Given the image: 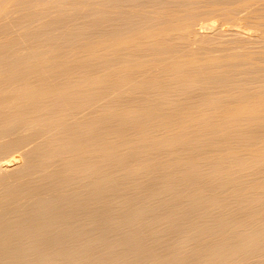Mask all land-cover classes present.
Masks as SVG:
<instances>
[{
    "label": "rangeland",
    "instance_id": "1",
    "mask_svg": "<svg viewBox=\"0 0 264 264\" xmlns=\"http://www.w3.org/2000/svg\"><path fill=\"white\" fill-rule=\"evenodd\" d=\"M24 1H26V3L28 2L27 3L28 6L26 5V3H24ZM45 1L46 0H44V1L43 0H11V1L10 0H4V1L2 0V1H0V33H1L0 38L3 39V40L0 39V64H1L0 65V110L2 108V110L0 111V136H1L0 137V143H1L0 144V193L1 192L4 193V192H6V190L7 191L10 190L13 194H15L14 190H16L17 188L12 187V186H15L14 184H16V183H17V185L22 184L21 186H23L26 189L25 190V189L21 188V186H19L20 187L19 188L16 185L19 189V190H17V192L18 191L20 192L23 190H25L27 192V190L29 191L30 189H32V187L38 186L39 183H40V185L41 184L43 185V183H41V181H43V182L46 181L44 184V187L40 186L41 188L38 190L36 189V191L34 190L35 192L32 190V193L28 194L29 192H31V190L27 193L24 191L26 193V196L25 197L21 196L22 199L19 197L18 198L19 200L17 198H15L16 196L14 197V195L12 193L6 192L5 195L1 193L0 194V203H1V200L3 201V198H4L5 199L4 201H6L5 203L7 204V207H6V204L4 205V203L2 202L3 203L2 205H4L5 207L3 206L1 208V204H0V208H1L0 214L5 213V209L9 212L10 211L14 212L17 209H20L22 206H24V204L28 203V201L32 200L33 198L34 199L39 198L37 201L42 200L41 202L39 201V203L44 202L43 199L45 198L44 200H46V197H47V200H48V198L51 200L52 198H54L56 196H60L61 194L64 195L66 193L65 191H67V190L71 191L72 188H73V190L75 189V190H78L80 192H83V194H84V192L88 193L90 187L84 186L86 184V182L84 183V181H83L84 184L82 185V182L80 180H82V179L84 180V178L86 177L87 181H89V183L87 182V186L88 185L91 186L94 182L97 184V181H92V180L95 177L94 175L97 174V172H100L99 170H103L102 166L100 168V165L106 166V164H107V167H108V163L105 162V160H108L106 158L108 156L110 161L108 160L107 162H109L110 165H109V169L107 167L106 168L108 170H111L110 172H112V173L110 174V172L108 171L109 175L106 173V176H108L107 177L108 179L106 178V176L104 178L103 177L104 173L107 172L106 171L107 169L105 168L104 173H101V175H99L100 173L97 174L99 176L98 182L103 184V187H101L102 185L99 184L101 188L107 187L106 185H108V183H105L106 184L105 185L106 187H105L104 182L103 183L100 182V181H105L106 179H107L106 180L107 182L109 180V184H110V185H108L109 187L114 186V187L110 188V189L115 190L114 193H113L114 190L110 191L109 188L107 187L108 191L112 192L110 194H112L114 196V197H110V198H113V201L110 200L113 203V205L109 202L110 204H108V206L112 205L114 207V208L113 207L111 208V206H110V208H111L110 210L115 209V211H113L114 213L112 212V214H111L110 210L108 212H110V214L113 215V217L111 216L112 217L111 219H113V218L117 219L120 217L118 219L119 221L116 220L117 224L114 223V225H118V223H122V222H120L121 218H122V221L123 220L125 221V219L126 220L129 219V216L126 215V214H129V212L125 213V211H127V209H128L127 208L125 210V207H127L128 205H126L125 200H123V199H125V196L128 193V191H131V193L133 191V194L138 193L137 195L139 196L140 194L143 195L144 191L146 192L147 190L151 189V188H149L150 185L157 184V185H155V186H158L157 192H158V190H159V192H161L160 189H162L164 192H166V193H164L162 191V193H164L163 199L166 200L167 197L168 198L170 197L169 195H167V193H169V189L164 188V187H166L165 183H167V181H163L165 179V177L163 178L162 176H166L167 174H169V173H167L169 170L171 172L174 171L175 173L177 170L175 171L172 168L178 169V171H180V173L184 170H188V173H186V174H188L187 175L188 177H192V176L196 177L195 175L200 176V171L204 169V172L203 173L201 172V173L205 176V177L203 176L204 179L202 178L203 181L206 178L208 179V180L207 179L205 180V183L207 182L208 184H210V183L212 184V183H214V181L220 180L219 178H221V180L225 179V181L228 180L227 183L225 182L227 184L226 186H224L225 188H219L220 191L217 189L218 191H215L212 194L210 193L214 198H209V201L206 199L199 198V199H201L200 201L202 203L203 202H205V203L206 202H208V203L212 202L211 203L212 204L211 209L209 211H208V209H207V211H203L199 216H196V218L194 217L195 219H193V220H191L192 217L191 218L189 217L190 219L187 218L188 223L184 222V220L187 221L185 217H183V216L181 217V215H180L178 217L180 220H178L176 217V219H175L176 223L174 222V224H180L181 220L183 221L182 223H184V224L185 223L189 224V222H190V225H191V221L194 222V223H192V227L186 224L187 228L185 230H189V232L186 231L187 233H184V234H183V232L185 231L184 229L183 230L182 229L176 230V229L180 228L179 226H181V225H178V226L175 225L176 228L174 227V230H175L174 231L173 227H172L173 225L170 226L168 223V225L165 226L167 223L165 224L164 221L159 222V223L154 222L151 224L150 227L152 228V230L156 228V230H160L162 233V230L160 229V227H162L163 224H165V225H163V228H162L164 231L167 230V229H164V227L168 228L170 226V229L168 228L167 231L169 233H171L172 231L170 232L169 230L172 229L174 232H172L170 234L169 238L172 237V239H173V237L175 235L172 244L177 245L175 247H177V248L180 247L179 249H182V246L178 247V244H176V243L180 242L179 244H182L183 246L185 245L183 247V249L187 250V249H190L189 247L196 249L194 244L196 243L195 245H198L197 244L198 242H199V246L202 247V245H200L201 244V234L204 231H202V233L200 231L201 234L199 232H197V235L195 234L198 237L200 236L199 239L197 237L198 241L196 240L197 241L196 242L194 239V238H196V236H191L192 234L194 235V233H195L194 230L196 228V226L193 227V225L196 224L197 226H200L202 224H205V225L209 224V225H212V227H215L216 225L221 226L218 228L221 229V232L224 235H222V233H221V235H218V234H220V233H218L217 234L218 236H217L216 235L217 231H216L215 236L216 237H219V236L222 237V236L227 235L225 238H227L228 241L230 240L231 241L230 243L233 245H231L230 243H226L227 242L226 239H225V241H226L225 243L227 245L225 243H223L222 242L224 240L223 237H222L223 240L221 239V242H220L221 237L219 239L216 238L214 240L213 238H215V236L211 238V236H213L214 234L213 235L208 234L210 237L208 235L205 237L202 236V239L203 238L206 239L205 244H203V246H205L204 248L207 249V250L206 249L205 250L203 249V250L207 252L205 254L208 255L207 257L209 259L206 256H203V257L207 258L206 260H208V261L210 260V263H208V264H211V263L215 264V262H216V264H217V262H218V264H264V235H263L264 234V226H262V223L264 224V218H263L264 217V215H263L264 214V94H263L264 93L263 92L264 91V54H261V53H264V0H161V1H159V0H147V1L146 0H143V1L142 0L141 1L140 0H94V1H92V0H88V1L87 0H83V1L82 0H75V1L74 0H66V2H65V0H47L46 2ZM84 1H85V3H83ZM255 1H256V3H255ZM35 2H39V3H35ZM49 2L51 4H49ZM91 2H93V3H91ZM70 4L71 5L73 4L72 6H73V8L75 6V8L72 9V6ZM3 5H4V7H3ZM124 5L126 6V8H128V7L129 8L126 9ZM139 5H141V6H139ZM147 5H150V6H147ZM40 6H42V7H40ZM46 6L49 8H47ZM45 8H46V10H45ZM94 8L97 9L98 13ZM99 8H102V9L100 10ZM27 9H28V12H26ZM50 9H52V11ZM113 9H114V11H113ZM64 10H66V12H64ZM139 10H140V12H139ZM143 10H145V11H143ZM41 11H42V13H41ZM47 11H49V12H47ZM132 11H134V12H132ZM51 12L52 13L54 12V14H52ZM94 12H96V13L93 14ZM34 13L36 16L34 15ZM38 13H40V14H38ZM29 14L31 15V17H29ZM97 14H99V15H97ZM26 15L28 16V18H26L27 17ZM74 15H75V17H74ZM143 15H145V16H143ZM150 15H151L152 19H150ZM13 16H14V18H13ZM42 16L45 18H43ZM129 16H131V17H129ZM134 16H135V18H133V19L136 21H134L132 19V17H134ZM147 16H149L148 19H147ZM50 17H51V19H50ZM119 18L120 19L122 18V19L120 20ZM125 18L127 20L128 19L129 20L126 21ZM130 18H131V20H130ZM3 19L5 20V22ZM34 19H36V20H34ZM59 19L62 21L60 22ZM258 19H260V20H258ZM261 19H262V21H261ZM26 21H28V22H26ZM49 21L53 22L54 26ZM64 21H65V23H63V24H69L70 23L71 25L70 24L69 25L71 27L69 25H68L69 27H66L67 25L64 26L63 24H61ZM137 21H138V23H137ZM145 21H146V23H145ZM261 22H262V24H261ZM30 23H33V24H30ZM48 23H50L49 28L51 30L48 28V25H47ZM114 23H115V25H114ZM57 24L61 27H59ZM44 25H45V27L47 25V27L45 28ZM132 25H134V26H132ZM52 27H53V29H52ZM36 28H37V30H36ZM54 28H56L57 30ZM44 29L48 30V31L50 30L49 34L46 33V31ZM61 29H63L64 31ZM1 30H2V32H1ZM42 30H44V31H42ZM33 32H35V36H33L34 35ZM42 32H43V34H42ZM30 33L32 34V38H31ZM37 33L43 39H41V37L38 38L39 35L36 36ZM52 33L55 34L56 36L53 35ZM10 35H11V37H10ZM26 35L27 36L29 35L30 37L28 36V38H30V39H28ZM42 35L43 36L46 35V37H43ZM50 35H52L53 40H52ZM61 35H63V37ZM98 36H100V37H98ZM5 37H7V38H5ZM49 39H51V41ZM29 40H31V41L28 42ZM32 40H34V41L32 42ZM35 40L39 41V43L45 42V44L44 45L38 44V43H36L37 41H35ZM125 40L127 43L125 42ZM107 41H109L110 43H108ZM32 43L33 44L36 43V44H34L35 46ZM30 44L34 47H32ZM46 44H48L47 46H49L48 50L46 49L47 48L45 46ZM102 44H103V47L101 46ZM37 45H38V47L35 48ZM51 47H52V49H51ZM67 47H68V49H66ZM85 47H87V49H88L87 51H86ZM70 48H72V49H70ZM36 49H38V50L41 49V50L38 51ZM91 49H93V50H91ZM130 49H131V51H130ZM58 51H59V53H58ZM55 52H57L59 57ZM2 53H3V55H1ZM50 54H53V55H50ZM60 54H62V55H60ZM51 56H53V57H51ZM50 59H51V61H50ZM34 60L38 65L37 64L33 65V63H35ZM41 60H43V61H41ZM162 60H164V61H162ZM239 60H240V62H239ZM3 61H4V64H3ZM159 61H161V62L159 63ZM7 62H10L11 64L7 63ZM43 63H45L46 65ZM49 64H51V65H49ZM48 65L50 67H48ZM58 65H59V67H58ZM18 66H20L21 68ZM34 66H35V68H34ZM46 66H47V68H45ZM99 66H101V68ZM55 67H57V68H55ZM83 67H84V69H83ZM73 68H74V70H73ZM77 68L80 70V72ZM142 68H144V69H142ZM17 69H19V70H17ZM48 69H50V70H48ZM97 69H98V71H97ZM166 70H167V72H166ZM59 71H63L64 75L61 74L62 72H59ZM73 71H74V74H73ZM81 71H83V73ZM5 72H6V75L4 74ZM52 72L54 75L52 74ZM66 72L68 75L66 74ZM152 72H154V73H152ZM37 73L39 75H37ZM70 73H72V74H70ZM78 73H80V74H78ZM59 74H61V75H59ZM48 75H50L49 79H47ZM55 75L57 77H55ZM98 75H99V77H98ZM10 76H12V77H10ZM69 77H71V78H69ZM39 79H40V82H39ZM93 80H95V81H93ZM96 80H97V82H96ZM77 81L79 82V84H77L78 83ZM96 83H98V84H96ZM40 84H42V85H40ZM66 84H67V86H66ZM72 84H74V85L72 86ZM47 86H48V88H47ZM37 89L39 91H37ZM51 90H52V94H51ZM41 91H43L44 93ZM84 91H86V92H84ZM18 92H19V94H18ZM89 92H91V93H89ZM21 93H22V95H21ZM28 93H30V94H28ZM46 93H48V94H46ZM38 95H39V97H38ZM257 95H258V97H257ZM1 96H3V97H1ZM261 96H262V98H261ZM81 97H82V99H81ZM56 99H59V100H56ZM88 99L90 101H88ZM246 99L249 101H246ZM18 100L20 101V103L17 102ZM83 100H85V102ZM81 101H83L84 104ZM26 102H28V103H26ZM73 102L75 103L74 107H76V109H74L73 105H71V103H73ZM9 103H10V105H9ZM56 103H58V104H56ZM64 103H65V105H64ZM80 103H81V105H79ZM53 104H55V105H53ZM28 105H30V106H28ZM50 105H51V107H50ZM62 105H64V106H62ZM88 105L90 107H88ZM225 105H226V107H225ZM228 105H231V106L233 105L232 106L233 108L231 106H228ZM26 106H28V107H26ZM56 106H58V107L56 108ZM106 106H108V107H106ZM33 107H34V109H33ZM61 107H63V108L65 107L66 109L65 108L63 109ZM94 107L96 110L94 109ZM183 107H185L186 111L183 109ZM201 107L203 110H205L204 112H206V114L205 113H201V114L199 113L200 111H203V110H201ZM228 107H230V108H228ZM87 108H89V109H87ZM38 109L41 111V115H39L40 111ZM61 109H62V111H61ZM68 109H70V110H68ZM72 109H73V111H72ZM190 109H193L194 111L196 110V112H194ZM250 109H253V110H250ZM25 110L27 111L26 113H25ZM183 110H184V112H187L188 114L184 113ZM217 110H218V112H217ZM219 110H222L221 113H219ZM226 110H228V111L226 112ZM20 111L24 112V115L25 114L26 115L24 116L23 113L21 114ZM32 111L35 112V115L37 112V115L35 116L34 113H32ZM158 111L159 112L162 111L163 114L161 112H160L161 114H159ZM178 111L182 112L183 114H186V115H184L185 119L182 116L183 114L180 112L179 113L182 114L181 115L182 117L179 119L180 115L178 114ZM190 111H192V112L189 115ZM174 112L175 113L177 112V113L175 114ZM72 113L74 114V116ZM42 114H44V115H42ZM61 114H62V116L64 115L65 117H62ZM202 114H203V116H201ZM221 114L223 115V117ZM38 115H39V117L41 116V119L38 118ZM68 115H71V116H69L70 117L69 119L67 118ZM165 115H167V116L169 115V116L167 117ZM173 115H175L176 117L178 116V117L174 118ZM15 116H18V117H15ZM50 116L52 119L50 118ZM54 116L55 117L59 116V117H57L59 119L56 120V118ZM87 116H89V117H87ZM189 116H192V117L194 116L195 118L194 117L192 118ZM197 116H199V117H197ZM233 116L234 117L236 116V117L234 118ZM5 117H6V119H5ZM36 117L38 118L37 120H36ZM98 117H100V118H98ZM108 117H110L109 118L110 120L108 119ZM157 117H159V118L157 119ZM219 117H220V119H219ZM249 117H251L252 119ZM3 118H4V120H3ZM53 118H55L56 123L53 120ZM60 118H62V119H60ZM178 119L180 121H181V119H182V121L183 120L184 121L183 122L181 121L182 122L181 123ZM60 120L61 121L63 120L62 123ZM64 120L65 121L67 120L66 122L68 123V125H66L67 123ZM176 120L178 122H180L181 124H183L182 125L183 127L180 125L178 126L179 123L176 125V123H177ZM36 121H38V122H36ZM81 121H82V123H81ZM216 121H217V123H215ZM230 121H232V122H230ZM64 122L66 124H64ZM173 122H176L175 125L172 124ZM208 122H210V123H208ZM224 122H225V124H224ZM59 123H61V124H59ZM71 123H73V124H71ZM83 123L84 124L86 123V124L84 125ZM90 123L92 125L95 124V126H92V127L97 128V130H95L96 132L94 131V133L97 135H92L94 128L91 127ZM6 124H8V125H6ZM81 124L84 126H82ZM88 124H89L88 127H90V128L86 129L85 126H87ZM97 125H98V127H97ZM40 126H41V129H40ZM69 126H70V129L74 126L76 128V126H77V129H79V130H77V129L76 130L79 132V134H77V135H75L74 133L72 134L73 129H71V131H70L68 129ZM107 126L110 127L109 128L110 131L107 128ZM52 127H54L55 129ZM83 127H85V128H83ZM128 127H129V129H128ZM37 128H39V130H37ZM64 128L67 130H64ZM80 128H81V130H83V129H85V131L87 130L86 132H88V130L91 131V128H92V132H90L92 134L89 133L91 136L89 137L88 136L89 134L86 132H83V135H82V133L80 132ZM105 128L107 129V132H103V133L104 134L106 133V135H105L106 138L103 139L104 134L100 133V131H106ZM135 128L136 129L138 128L137 130L139 131V133H137L138 131L135 130ZM220 128L221 129L223 128V129L221 130ZM22 129H23V131H22ZM111 129H112V131H111ZM19 130H21V131H19ZM58 130L59 131L64 130L61 132V137L62 136L65 137V138H63V140L64 139L70 140L69 147L70 146L72 147V144H73V147H72L73 150L70 149L72 152L74 150L77 151V148L81 147L82 148L81 150H83L84 152L88 151L87 153L86 152L85 153H86V155L90 154V156L87 155V156H84V158L81 157V159H82L81 160L79 157L81 155L78 154V153H81V154L84 153L83 151H82L83 153L78 152L81 150H78L77 151L78 153L75 152V154H78V157H79L78 160L75 159V158H77V157H75L76 156L75 154L73 156L75 158L69 156V155H72V152L69 149H67L68 142L66 143L64 141L66 143V145H63L65 143L61 139L57 138L58 136H56V135L60 134V132H57ZM76 130L74 129L75 132H76ZM67 131L69 132V135H72L73 137L74 136L77 137L75 139V141H74L75 137L74 138L72 136L69 137V135H67V137L65 136L68 133ZM140 131H142L141 134H140ZM20 132L22 135L20 134ZM41 132L43 133V135ZM78 132H76V133H78ZM115 132H116V134H115ZM80 133L82 136L80 135ZM84 133H85V136H87V137L84 136ZM129 133L132 134L133 136L130 137ZM45 134H47V136L44 137ZM86 134H88V135H86ZM54 135L56 136L55 138H54ZM107 135L109 136V138ZM83 136L85 138L89 137L90 139H93V137H94V139L92 140V143H91L92 146H90V145L89 146L91 147V149H92V147H93V149H95V147L100 145L101 148L99 147L100 149L95 150V153L97 151L98 155L93 153V152H92V154H93L92 155L89 152V151H91L90 147H88V148H87V146L85 147L86 144L88 145L87 142H89V141L91 142V140H88L87 142H86V140H84L83 142L86 144L81 143L80 145H78L80 142H82V139H84ZM98 136H102L103 138L98 137ZM126 136H128V137H126ZM51 137H53L52 140H50V141L48 140V141L49 142L53 141V142H52V144H49L47 139L48 138L51 139ZM79 137L80 138L83 137L80 142H79V140H80ZM45 138H47V139H45ZM59 140H61V141H59ZM98 140H99V142H98ZM71 141L77 142V144L73 143ZM128 141L130 142L131 145L129 144ZM61 142H62V145H60ZM90 142H89V144H90ZM147 143H148V146H150V147H148L146 145V147L148 148V151L152 147L154 153L151 152L152 149L150 150L151 153L150 152L147 153V152H145V150L147 149L146 147L145 148L143 147L145 150L143 148H141L143 145H145ZM225 143H227V144H225ZM58 144H59V146H62V147H59ZM94 144L95 145L99 144V145L95 146ZM122 144H124V145H122ZM27 145H29V146H27ZM134 145H137V146L142 145L139 148L144 150L145 156L149 158V163H147V161H146L148 158L145 157L146 160L143 159L144 154L140 155V153H144V152L140 150V153H139V151L137 150V146H134ZM224 145L225 146L227 145L226 148ZM63 146H66L65 151L66 152L70 151L71 154L68 153L69 155L66 156L67 153L65 154ZM117 146H118V148H117ZM93 149H92V151H94ZM25 150L26 151L28 150V152H26ZM98 150L101 152L99 153ZM222 150L225 151V153ZM8 152H9V154H8ZM135 152H137V154L139 153L138 155H140L141 157L143 156L141 158V160H140V158L137 159L138 155H137V157H135L136 159L134 158V155L133 156L131 155L132 153L136 154ZM146 153L148 154V156L146 155ZM155 153H156V156H155L156 159L153 156V154L155 155ZM168 153H170V154H168ZM103 154H106L107 156L103 155ZM31 155H33V156L31 157ZM91 155L94 156L95 160L96 159H98L97 161L100 160V163H97V161H96L97 165L100 164L99 165L100 169L96 170V169H98L96 167V169H94V173H93L94 175H91L90 173H92L93 171L92 172L90 171V173H89L90 177H89V175H87L88 173H86V175L84 173V175L81 174L82 179H80V173H79V175L78 174L76 175V177L77 176H79V177L75 178V180H73V181H69V179L67 181L62 180V181H66L67 184H65V182L64 183L62 182L65 186L63 185L62 187H60V190H63V191H60L59 186L62 185V183L60 181V185L56 188L57 189V191H56V189L53 187L55 182L53 181L52 178H50L51 176H53V175H51L52 173H45V171L47 170L49 172L50 170H54L53 171V174H54L57 171L55 168V166L57 164L61 165L63 162L65 165L66 162L71 163L72 159H73V162H74V160L77 162L79 160H81L80 161V163H81L82 161L84 162V160L87 159V157H91ZM159 155H161L160 156L161 158L160 157L158 158ZM101 156H104L105 159H104V157L102 158ZM110 156L113 159V161L111 160ZM126 156H130V159L125 158ZM64 157L67 160H64ZM100 157H101V159H99ZM132 157L134 158L133 159L134 161L133 160L131 161ZM16 158L18 160H16ZM22 159H23V161H22ZM88 159L92 160V158H88ZM125 159L127 162H125ZM128 159L131 162V164L128 161ZM91 160H89V161L91 162ZM138 160H140V161L143 160L144 163L146 162V166L144 164H141V163H143V161L140 163V162H137ZM169 160H171V161H169ZM103 161L105 162L104 164H103ZM30 162L32 163L33 166H31ZM77 162H75V163H77ZM93 162H91V163H93ZM128 162H129V165H128ZM34 163H35L36 167H35ZM54 163H55V165H54ZM67 163H66V165H67ZM122 163L127 164L129 167L124 165V164L122 165ZM161 163H163V164H161ZM191 163H192V165H191ZM197 163L198 164L200 163L199 166ZM71 164H73V163H71ZM71 164H68V165H71ZM78 164H79V162H78ZM115 164H116V166H114ZM225 164H226V166H225ZM40 165L42 166V168H40V169L37 168V166L40 167ZM68 165H67V167L65 166V168L62 166L64 169H61L62 167L58 166V165L56 167H59L61 169V171H64L65 169L67 170ZM92 165H95V164L93 163ZM111 165H112V168H110ZM4 166H5V168H4ZM52 166H54V167L52 168ZM157 166L160 169L163 168V170H164V172L161 171L162 173H159L160 172L159 168L157 170V172L160 175L163 174V175H161V178H163V179L158 177L159 174H157L156 172H153L156 168L153 171L152 170L151 171H152V173H154V175L157 174V177L160 179H156V176L154 178L152 173H150V170H149V172H147L149 167H150L149 169H152V168L157 167ZM185 166L186 167L190 166V167L186 168ZM121 167H123V168H121ZM141 167H143V168H141ZM145 167H147V170H144V169H146ZM164 167L168 168V169H164ZM198 167H200L201 169ZM59 168H58V170H59ZM77 168L80 169L79 167H77ZM128 168L130 170L132 168L130 173H129ZM210 168H212V169L214 168L215 170L214 169L212 170ZM217 168H220V169H217ZM85 169H87V168H85ZM127 169H128V172H127L128 174H126ZM77 170H75V171H77ZM10 171H12V172H10ZM38 171H39V173H38ZM20 172H21V174H20ZM26 172H28V173H26ZM78 172H79V170H78ZM101 172H103V171H101ZM144 172H147V173H144ZM219 172H221V173H219ZM18 173L20 176L19 175L17 176ZM40 173H42V175L46 174L47 176H45V177L47 179H49V181H47L44 176H42V178L43 179L45 178V180H43L40 176L41 180L38 179V180H40V181H38L36 178H37V176L39 178ZM183 173L185 174V172H183ZM183 173H181V174H183ZM229 173H230V175H229ZM72 174H73V172H72ZM125 174L127 175L126 178H129V180L131 181L130 183L127 182V184H126V181H128V179H126V181L124 183H123V181L121 182L122 179H125L124 178ZM216 174H218V175H216ZM235 174H236V176H235ZM21 175H23L24 177ZM49 175H50V177L48 178ZM115 175H116V177H115ZM121 175H123V176L120 177ZM30 176L32 177V179L35 177L32 182H34V184H35V182L38 181L37 182L38 184L37 183H36V185L32 184L31 183L32 179L30 178ZM91 176H94L93 179L91 178ZM147 176L148 177L151 176V177L148 178ZM170 176H172V175H170ZM12 177H13V179H12ZM18 177H19V180H18ZM25 177H27V178H25ZM109 177H111V178H109ZM166 177H168V176H166ZM236 177L237 178L239 177V178L235 179ZM241 177H242V181H241ZM261 177H262L263 181H262ZM10 178L12 179V181ZM16 178H17V180H16ZM86 178H85V180H86ZM88 178H90L92 180H90V179L88 180ZM24 179H27V180H24ZM50 179H52V180H50ZM29 180H30V182H29ZM35 180H37V181H35ZM76 180H79L81 183H79V181L76 182ZM160 180L163 181L164 183L160 182ZM230 180H236V181H238V182L240 181L242 183L237 182L239 184L238 185L237 183L234 184V182H236V181H231L233 184L232 183L229 184ZM9 181H11V182H9ZM110 181H111V183H110ZM47 182H48V184L46 185ZM68 182H70L71 186L68 185ZM90 182H93V183L90 184ZM119 182L121 184H119V186L116 185ZM254 182H255V184H254ZM23 183H24V185H23ZM49 183L53 184V185H51L52 190L46 189L47 186L49 185ZM95 183H94V187H92L93 185L91 186L93 189L98 188L97 187L98 184L96 185ZM128 183L130 184V186L134 185V186H132V190H128V188L130 187V186L128 187ZM26 184L28 186H30V189L29 188L27 189L28 186ZM75 184H76V186H78V187H76L77 189L74 188ZM78 184L84 186L85 189L83 187H79L80 185H78ZM162 184H165V186L163 187ZM219 184H221V183H219ZM258 184H260V185H258ZM73 185H74V187H73ZM95 185H96V187H95ZM125 185H127L128 188ZM230 185H232L233 187L235 186L234 188L231 187L232 188L231 191H230V189H228V188H230L229 187ZM257 185L259 187H257ZM120 186L123 188H121ZM155 186H153L152 188H154ZM217 186L223 187V185L222 186L217 185ZM253 187H255L256 189L254 188V190H253L252 189ZM11 188H13L14 190L12 189L13 190L12 191ZM42 188H44L45 190ZM61 188H63V189H61ZM87 188H88V192L84 191ZM92 188H91V190H92ZM146 188H147V190H146ZM235 188H237L236 191H235ZM53 189H55V190H53ZM118 189L120 191H124V192H120ZM129 189H131V188H129ZM155 189H156V187H155ZM73 190L71 191L72 193L70 191H68V192L71 193L72 195H74L73 192H76V191H73ZM101 190H105V189H101ZM261 190L263 193L261 192ZM52 191L54 193L56 192L57 195L56 194L52 195V193H51ZM105 191L107 192V189ZM125 191H127L126 194H125ZM252 191L254 194L252 193ZM256 191L258 193H256ZM227 192H229L230 195H233L235 193L236 194L233 195V197H230ZM42 193H43V195H42ZM46 193H47V195H46ZM58 193L59 194L61 193V194L59 195ZM69 193L68 194L66 193V195H70ZM131 193L130 194L128 193L127 195H131ZM153 193L156 196H158L156 194V192H153ZM170 193H172V191ZM201 193H204V191ZM8 194L9 195L12 194L13 197L11 195V198H10V196ZM50 194L54 197H52ZM241 194L242 195L248 194V196H250L249 198H247V195H245V196H246V200L247 199H249V200L246 201L244 198L242 200L243 202H241L239 200V199H241L240 198L242 196ZM260 194H262V195H260ZM115 195H116V197H115ZM160 195H161V197H163L162 194H160ZM251 195H252V197H251ZM257 195H260V196H257ZM7 196H9V197H7ZM70 196H68V197H70ZM165 196H166V198H165ZM253 196H255L256 199ZM26 197H27V199H26ZM13 198H14V200H13ZM250 198H251V200H250ZM10 199H12V200H10ZM163 199H161V200H163ZM236 199L239 200V203H238L239 205H240V202L243 203V204H241L242 206L241 205L239 206L237 204V201H236V203L235 202L233 203V201H235ZM167 200H166V203H168ZM13 201H14V203L16 202L17 204H14ZM20 201H22V202H20ZM119 201L120 202L122 201V202L120 203ZM48 202H49V200H48ZM118 202H119V204H118ZM163 202H164V200L161 201L160 203L162 204ZM229 202L231 204H229ZM9 203H11V204H9ZM22 203H23V205H22ZM44 203H46V202H44ZM44 203L39 204V205H43ZM70 203H71V201L69 202V204ZM160 203L158 205L159 207L161 206ZM244 203H245V205H244ZM36 204H38V203H36ZM236 204L238 205V207ZM45 205H47V204H44L43 206H45ZM154 206L156 208L158 207L156 205H154ZM184 206L186 207V204ZM184 206H180V208L188 209L192 205L191 206L187 205L186 208H184ZM46 207H47V210H49V211H52V209H53V207H51L50 204H49V206H46ZM156 208H155V210L154 209L153 210L156 211ZM249 208L250 209L253 208V209H251L252 213L249 210ZM214 209L216 211L219 210L218 212L221 211V213H222L219 215L220 216V219H218L219 221L216 220V221H218L219 224H215V221H213V218L208 219V217H207L209 215V212L213 211ZM1 210L4 212H2ZM41 210L43 211V213L46 211L45 209L44 210L41 209ZM42 211H41V213H39V215L42 214ZM79 211L80 210H78V212ZM190 211H192L191 208H190ZM46 212H47V213H45L46 216L49 215L48 211H46ZM81 212L83 214H81ZM232 212H233V214H232ZM76 213H77V211H74L72 217H74L76 215ZM103 213H104V211H103ZM106 213H107V211L104 214L109 216V214L108 213L106 214ZM191 213L192 212H189L188 214L191 216ZM80 214H81V216L79 214H78V216L76 215L78 217V218H76V221L78 220L77 222H79L78 224H80L82 222L80 219L84 217L85 212L80 211ZM122 214H123V216H122ZM147 214H149V213H147ZM147 214L144 213V215H146V216H147ZM259 214H261V215L259 216ZM108 216H106V218ZM115 216H117V217H115ZM153 216H155V215H153V214L149 215L147 219H149V217H153ZM221 216H222V219H221ZM85 217H86V215H85ZM62 218H64V217H62ZM262 218H263V220H262ZM111 221H114V220H111ZM83 222H84V220H83ZM212 222H214V224ZM197 223H199V224H197ZM247 223L251 224V226L247 225ZM130 224H133V222H131ZM130 224H129V226H130ZM184 224H182L183 227H184ZM244 224L246 225L245 230H247V231L251 230V232L253 231V229L255 230L253 233L248 232L249 234L247 235V237H243L245 233L243 234V236L240 235L241 229H242ZM230 225L232 226V228H234V226H236L234 230H235V232L237 231V233L240 230L239 234L235 233L230 228ZM2 226L5 228L7 227L6 224H5V226L4 225H2ZM61 226H62V224H61ZM61 226L59 228L62 231ZM222 226H223V229H222ZM248 226L252 227V228L247 229ZM118 227L117 228L120 230L122 228L125 229L126 226H125V224L123 226V223H122V224L118 225ZM59 228H58V230H60ZM149 228H148V230H149ZM151 228H150V232H151ZM201 228H203V227H201ZM244 228L245 227H243V229ZM63 229H64V226H63ZM124 229L122 231H124ZM220 229L219 230L215 229V230H218L220 232ZM190 230H193L194 233H192V231H190ZM229 230H230V232H229ZM256 230H258V233L256 232ZM181 231H183V232H181ZM247 231H244V232H247ZM158 232L152 231L150 233V235H152V233H154V234L157 233L156 234L157 237H155L153 235V237L155 239L150 237L149 234L148 235L150 238H152L154 240H158L159 239L158 236H159L160 239H163V241H164V237L169 234V233L167 234L165 232V234H167V235L164 234V237H161L162 234L158 233ZM177 232H180L179 234L183 235L184 238L182 236H179V234H177ZM213 232H214V230H212V232H210V233H213ZM173 233H176V234L171 236ZM189 233H190V236L188 237ZM254 233L255 234L257 233V234L254 235ZM250 234H253V235H251L252 237H250ZM145 235H147V234H145ZM203 235H204V233H203ZM235 235H237V237ZM169 238H165V239L170 240ZM152 239H150V240L153 242L154 240H152ZM238 239H240L242 241V242L240 241V244L238 243ZM242 239H244V240H242ZM171 240L169 242H166V243H168L167 246H163L166 244V243L165 244L163 243L162 244L163 248L161 246H158L160 241H158V242L155 241L156 243L155 242L152 243V244L156 245V247H153V249L156 248L155 251H157V250L161 251L162 253H164L163 255H165V256L167 255V253H168V256L170 254V256L168 257L169 260L167 259L168 260L167 262H172V261L176 262V261H178V260H176L177 256H176V258L174 257V259L172 256L173 255L172 253L174 251L172 249L173 245L170 243ZM183 240L186 242H184ZM190 241H193V242L190 244ZM202 243H204L203 240H202ZM215 243L216 244L218 243V245L215 246L216 249L221 248V247H223V248L215 250V247H213ZM169 244L171 245L170 247H168ZM49 245H51V244H49ZM160 245H161V243H160ZM165 247L167 249H165ZM175 247H174V250L177 249ZM201 247L200 248L198 247L197 250H200ZM227 247H228V249H227ZM122 248H125V246ZM231 248H233V249H231ZM171 249L173 252L171 251ZM209 249H211L210 250L211 252L209 251ZM229 249H231V250H229ZM164 250H167L168 252H164ZM184 250L182 252L183 255H178V253L181 254V252L175 251L176 254L178 256H180V257H178V259L179 258L181 259L182 256L185 257V254H187V251H184ZM197 250H196V252H197ZM200 251H202V250H200ZM204 251H202V252H204ZM169 252H171V253H169ZM175 252H174V256L176 255ZM189 252H191V250H189L188 253ZM199 252L195 253V250H193V252H192L195 255L197 254V256H194L195 262H197L196 257H199V259L201 257L199 255ZM226 252H227V254H225ZM221 254L223 256L225 255L226 257L222 256L220 259V257H218V256ZM243 254L246 255V259L244 258L245 255H243ZM157 255H158V253L156 254V256ZM163 255L160 256V253H159L160 259H158V257L154 256V258H151V259H153V261L151 263L155 264L154 260L156 261L157 264L167 263V262H165L166 260H163L164 262L160 261L162 259H165L164 258L165 256L163 257ZM227 256L229 258H227ZM161 257H163V258L161 259ZM224 258H227V261L226 260L223 261ZM151 259L146 260L144 262L149 261L147 263V264H149ZM194 259H193V261H194ZM184 260H186V259L182 258V261H184ZM239 260H241V261H239ZM246 260H247V262H245ZM188 261H190V259ZM202 261L204 262L205 260L201 259V262ZM203 262H202V264H204ZM205 263L207 264V262H205ZM121 264H123V263H121ZM129 264H131V263H129ZM136 264H138V263H136ZM142 264H143V262H142Z\"/></svg>",
    "mask_w": 264,
    "mask_h": 264
},
{
    "label": "bare ground",
    "instance_id": "2",
    "mask_svg": "<svg viewBox=\"0 0 264 264\" xmlns=\"http://www.w3.org/2000/svg\"><path fill=\"white\" fill-rule=\"evenodd\" d=\"M0 1H2V0H0ZM4 1V0H3ZM11 1V0H10ZM44 1V0H43ZM47 1V0H46ZM45 1V2H46ZM75 1V0H74ZM83 1V0H82ZM88 1V0H87ZM92 1H94V0H92ZM141 1V0H140ZM143 1V0H142ZM147 1V0H146ZM159 1H161V0H159ZM40 2V1H39ZM39 2H35V3H39ZM51 2V1H50ZM49 2V4H51ZM61 2V1H60ZM65 2H66V0H65ZM64 2V3H65ZM8 3V2H7ZM24 3H26V1H24ZM28 3V2H27ZM27 3H26V5H27ZM76 3V2H75ZM83 3H85V1L83 2ZM82 3V4H83ZM89 3V2H88ZM91 3H93V2H91ZM123 3V2H122ZM128 3V2H127ZM141 3V2H140ZM143 3V2H142ZM145 3V2H144ZM255 3H256V1H255ZM33 4V3H32ZM45 4V3H44ZM48 4V3H47ZM106 4V3H105ZM117 4V3H116ZM115 4V5H116ZM9 5V4H8ZM22 5V4H21ZM24 5V4H23ZM25 5V6H26ZM37 5V4H36ZM35 5V6H36ZM66 5V4H65ZM64 5V6H65ZM71 5V4H70ZM73 5V4H72ZM71 5V6H72ZM120 5V4H119ZM143 5V4H142ZM28 6V5H27ZM45 6V5H44ZM63 6V7H64ZM86 6V5H85ZM84 6V7H85ZM94 6V5H93ZM125 6V5H124ZM139 6H141V5H139ZM147 6H150V5H147ZM3 7H4V5H3ZM22 7V6H21ZM30 7V6H29ZM28 7V8H29ZM34 7V6H33ZM40 7H42V6H40ZM47 7V6H46ZM87 7V6H86ZM85 7V8H86ZM128 7V6H127ZM47 8H49V7H47ZM58 8V7H57ZM60 8V7H59ZM62 8V7H61ZM74 8H75V6H74ZM73 8V6H72V9H74ZM104 8V7H103ZM122 8V7H121ZM125 8H126V6H125ZM129 8V7H128ZM128 8H126V9H128ZM145 8V7H144ZM54 9V8H53ZM64 9V8H63ZM67 9V8H66ZM92 9V8H91ZM95 9V8H94ZM100 10L102 9V8H99ZM123 9V8H122ZM258 9V8H257ZM13 10V9H12ZM45 10H46V8H45ZM44 10V11H45ZM51 11H52V9H50ZM58 10V9H57ZM96 11H97V9H95ZM94 10V11H95ZM131 10V9H130ZM43 11V10H42ZM42 11H41V13H42ZM63 11V10H62ZM93 11V10H92ZM112 11V10H111ZM113 11H114V9H113ZM142 11V10H141ZM143 11H145V10H143ZM26 12H28V9H27V11ZM37 12V11H36ZM35 12V13H36ZM47 12H49V11H47ZM55 12V11H54ZM54 12L52 13V14H54ZM64 12H66V10H64ZM107 12V11H106ZM132 12H134V11H132ZM139 12H140V10H139ZM138 12V13H139ZM30 13V12H29ZM35 13H34V15H35ZM56 13V12H55ZM60 13V12H59ZM79 13V12H78ZM96 12H94L93 14H95ZM97 13H98V11H97ZM145 13V12H144ZM31 14V13H30ZM29 14V17H31V15ZM38 14H40V13H38ZM37 14V15H38ZM50 14V13H49ZM63 14V13H62ZM132 14V13H131ZM148 14V13H147ZM8 15V14H7ZM28 15V14H27ZM26 15V16H27ZM33 15V16H34ZM80 15V14H79ZM97 15H99V14H97ZM129 15V14H128ZM149 15V14H148ZM32 16V17H33ZM36 16V15H35ZM34 16V17H35ZM53 16V15H52ZM68 16V15H67ZM94 16V15H93ZM96 16V15H95ZM143 16H145V15H143ZM9 17V16H8ZM43 17V16H42ZM72 17V16H71ZM74 17H75V15H74ZM79 17V16H78ZM127 17V16H126ZM129 17H131V16H129ZM139 17V16H138ZM252 17V16H251ZM13 18H14V16H13ZM19 18V17H18ZM26 18H28V16L26 17ZM43 18H45V17H43ZM49 18V17H48ZM70 18V17H69ZM86 18V17H85ZM133 18H135V16L134 17H132V19ZM149 18V16H147V19ZM253 18V17H252ZM6 19V18H5ZM9 19V18H8ZM30 19V18H29ZM39 19V18H38ZM50 19H51V17H50ZM78 19V18H77ZM76 19V20H77ZM81 19V18H80ZM116 19V18H115ZM120 19V18H119ZM122 19V18H121ZM120 19V20H121ZM144 19V18H143ZM150 19H152L151 18V15H150ZM4 20V19H3ZM34 20H36V19H34ZM60 20V19H59ZM74 20V19H73ZM83 20V19H82ZM81 20V21H82ZM85 20V19H84ZM125 20L126 21H128L126 18H125ZM130 20H131V18H130ZM134 20V19H133ZM258 20H260V19H258ZM51 21V20H50ZM49 21V22H50ZM62 20H60V22H61ZM79 21V20H78ZM134 21H136V20H134ZM261 21H262V19H261ZM2 22V21H1ZM4 22H5V20H4ZM26 22H28V21H26ZM25 22V23H26ZM34 22V21H33ZM67 22V21H66ZM76 22V21H75ZM86 22V21H85ZM116 22V21H115ZM123 22V21H122ZM7 23V22H6ZM10 23V22H9ZM8 23V24H9ZM50 23H52V25H53V22H50ZM50 23H48L47 25H48V28H49V24ZM55 23V22H54ZM63 23H65V21L64 22H62L61 24H63ZM110 23V22H109ZM129 23V22H128ZM127 23V24H128ZM132 23V22H131ZM137 23H138V21H137ZM141 23V22H140ZM139 23V24H140ZM145 23H146V21H145ZM30 24H33V23H30ZM29 24V25H30ZM46 24V23H45ZM60 24V25H61ZM70 24V23H69ZM69 24H63L64 26H66V27H69L70 25ZM142 24V23H141ZM261 24H262V22H261ZM47 25H46V27H47ZM56 25V24H55ZM58 25V24H57ZM69 25V26H68ZM114 25H115V23H114ZM113 25V26H114ZM54 26V25H53ZM59 26V25H58ZM57 26V27H58ZM130 26V25H129ZM132 26H134V25H132ZM32 27V26H31ZM44 27H45V25H44ZM43 27V28H44ZM45 27V28H46ZM59 27H61V26H59ZM71 27V26H70ZM89 27V26H88ZM102 27V26H101ZM100 27V28H101ZM33 28V27H32ZM64 28V27H63ZM115 28V27H114ZM131 28V27H130ZM133 28V27H132ZM30 29V28H29ZM50 29V28H49ZM52 29H53V27H52ZM54 29H56V28H54ZM69 29V28H68ZM118 29V28H117ZM128 29V28H127ZM36 30H37V28H36ZM45 30V29H44ZM44 30H42V31H44ZM51 30V29H50ZM49 30V31H50ZM57 30V29H56ZM61 30H63V29H61ZM67 30V29H66ZM65 30V31H66ZM70 30V29H69ZM68 30V31H69ZM129 30V29H128ZM135 30V29H134ZM133 30V31H134ZM28 31V30H27ZM33 31V30H32ZM46 31V33H48L49 34V31L48 30H45ZM53 31V30H52ZM51 31V32H52ZM64 31V30H63ZM112 31V30H111ZM117 31V30H116ZM119 31V30H118ZM1 32H2V30H1ZM38 32V31H37ZM131 32V31H130ZM34 33V35L33 36H35V32H33ZM62 33V32H61ZM67 33V32H66ZM70 33V32H69ZM128 33V32H127ZM134 33V32H133ZM1 34V33H0ZM11 34V33H10ZM28 34V33H27ZM42 34H43V32H42ZM47 34V35H48ZM51 34V33H50ZM53 34V33H52ZM63 34V33H62ZM82 34V33H81ZM25 35V34H24ZM30 35H31V38H32V34L30 33ZM37 35H39L38 33L36 34V36ZM53 35H55V34H53ZM64 35V34H63ZM63 35H61L62 37H63ZM77 35V34H76ZM27 36V35H26ZM29 36V35H28ZM28 36H27V38H28ZM43 36V35H42ZM51 36V38H52V35H50ZM56 36V35H55ZM60 36V37H61ZM0 37H1V35H0ZM10 37H11V35H10ZM30 37V36H29ZM39 37H41L40 35L38 36V38ZM43 37H46V35L45 36H43ZM48 37V36H47ZM80 37V36H79ZM98 37H100V36H98ZM5 38H7V37H5ZM50 38V37H49ZM57 38V37H56ZM55 38V39H56ZM0 39H2V38H0ZM14 39V38H13ZM28 39H30V38H28ZM37 39V38H36ZM41 39H43L42 37H41ZM40 39V40H41ZM91 39V38H90ZM132 39V38H131ZM3 40V39H2ZM26 40V39H25ZM50 41H51V39H49ZM52 40H53V38H52ZM64 40V39H63ZM81 40V39H80ZM92 40V39H91ZM104 40V39H103ZM31 40H29L28 42H30ZM34 40H32V42H33ZM35 41H37V40H35ZM65 41V40H64ZM63 41V42H64ZM90 41V40H89ZM27 42V41H26ZM66 42V41H65ZM102 42V41H101ZM105 42V41H104ZM108 43H110L109 41H107ZM125 42H126V40H125ZM3 43V42H2ZM14 43V42H13ZM36 43H38V44H42V45H44L45 44V42L44 43H39V41H37ZM36 43H34V44H36ZM114 43V42H113ZM127 43V42H126ZM28 44V43H27ZM33 44V43H32ZM33 44V45H34ZM57 44V43H56ZM61 44V43H60ZM63 44V43H62ZM66 44V43H65ZM112 44V43H111ZM31 45V44H30ZM29 45V46H30ZM48 44H46L45 46L47 47L46 49L48 50V48H49V46H47ZM32 46V45H31ZM35 46V45H34ZM34 46H32V47H34ZM58 46V45H57ZM68 46V45H67ZM102 47H103V44L101 45ZM128 46V45H127ZM38 47V45L35 47V48H37ZM40 47V46H39ZM105 47V46H104ZM25 48V47H24ZM86 48V51L88 50L87 49V47H85ZM44 49V48H43ZM42 49V50H43ZM51 49H52V47H51ZM57 49V48H56ZM64 49V48H63ZM66 49H68V47L66 48ZM70 49H72V48H70ZM35 50V49H34ZM36 50H38V49H36ZM39 50H41V49H39ZM38 50V51H39ZM45 50V49H44ZM43 50V51H44ZM65 50V49H64ZM91 50H93V49H91ZM25 51V50H24ZM32 51V50H31ZM50 51V50H49ZM55 51V50H54ZM53 51V52H54ZM68 51V50H67ZM112 51V50H111ZM130 51H131V49H130ZM30 52V51H29ZM34 52V51H33ZM32 52V53H33ZM47 52V51H46ZM52 52V53H53ZM109 52V51H108ZM27 53V52H26ZM31 53V52H30ZM38 53V52H37ZM56 54H57V52H55ZM58 53H59V51H58ZM54 54V53H53ZM53 54H50V55H53ZM55 54V55H56ZM261 54H264V53H261ZM1 55H3V53L1 54ZM58 55V54H57ZM60 55H62V54H60ZM40 56V55H39ZM38 56V57H39ZM43 56V55H42ZM46 56V55H45ZM35 57V56H34ZM50 57V56H49ZM48 57V58H49ZM51 57H53V56H51ZM58 57H59V55H58ZM61 57V56H60ZM28 58V57H27ZM40 58V57H39ZM43 58V57H42ZM55 58V57H54ZM53 58V59H54ZM45 59V58H44ZM43 59V60H44ZM43 60H41V61H43ZM47 60V59H46ZM61 60V59H60ZM139 60V59H138ZM253 60V59H252ZM251 60V61H252ZM2 61V60H1ZM50 61H51V59H50ZM57 61V60H56ZM162 61H164V60H162ZM21 62V61H20ZM33 62V61H32ZM34 62H35V60H34ZM40 62V61H39ZM38 62V63H39ZM53 62V61H52ZM62 62V61H61ZM79 62V61H78ZM161 61H159V63H160ZM239 62H240V60H239ZM7 63H10V62H7ZM54 63V62H53ZM52 63V64H53ZM63 63V62H62ZM128 63V62H127ZM157 63V62H156ZM3 64H4V61H3ZM11 64V63H10ZM34 64H37L36 62L35 63H33V65ZM43 64H45V63H43ZM60 64V63H59ZM170 64V63H169ZM1 65V64H0ZM14 65V64H13ZM24 65V64H23ZM38 65V64H37ZM46 65V64H45ZM49 65H51V64H49ZM48 65V67H50ZM62 65V64H61ZM60 65V66H61ZM80 65V64H79ZM128 65V64H127ZM172 65V64H171ZM174 65V64H173ZM22 66V65H21ZM41 66V65H40ZM43 66V65H42ZM53 66V65H52ZM56 66V65H55ZM104 66V65H103ZM18 67H20V66H18ZM38 67V66H37ZM44 67V66H43ZM58 67H59V65H58ZM66 67V66H65ZM64 67V68H65ZM75 67V66H74ZM100 68H101V66H99ZM98 67V68H99ZM164 67V66H163ZM21 68V67H20ZM34 68H35V66H34ZM45 68H47V66L45 67ZM55 68H57V67H55ZM63 68V69H64ZM43 69V68H42ZM59 69V68H58ZM57 69V70H58ZM61 69V68H60ZM76 69V68H75ZM78 69V68H77ZM83 69H84V67H83ZM82 69V70H83ZM142 69H144V68H142ZM148 69V68H147ZM2 70V69H1ZM17 70H19V69H17ZM38 70V69H37ZM48 70H50V69H48ZM71 70V69H70ZM69 70V71H70ZM73 70H74V68H73ZM79 70V69H78ZM77 70V71H78ZM7 71V70H6ZM36 71V70H35ZM68 71V72H69ZM72 71V70H71ZM90 71V70H89ZM97 71H98V69H97ZM162 71V70H161ZM4 72V71H3ZM51 72V71H50ZM58 72V71H57ZM59 72H62L61 74H63L64 72L63 71H59ZM76 72V71H75ZM79 72H80V70H79ZM82 73H83V71H81ZM166 72H167V70H166ZM40 73V72H39ZM56 73V72H55ZM152 73H154V72H152ZM2 74V73H1ZM5 75H6V72L4 73ZM19 74V73H18ZM42 74V73H41ZM50 74V73H49ZM52 74H53V72H52ZM61 74H59V75H61ZM66 74H67V72H66ZM70 74H72V73H70ZM69 74V75H70ZM73 74H74V71H73ZM78 74H80V73H78ZM146 74V73H145ZM14 75V74H13ZM17 75V74H16ZM35 75V74H34ZM37 75H39L38 73H37ZM54 75V74H53ZM64 75V74H63ZM68 75V74H67ZM263 75V74H262ZM49 76L50 75H48V78L47 79H49ZM66 76V75H65ZM78 76V75H77ZM88 76V75H87ZM90 76V75H89ZM163 76V75H162ZM172 76V75H171ZM3 77V76H2ZM10 77H12V76H10ZM39 77V76H38ZM55 77H57L56 75H55ZM59 77V76H58ZM63 77V76H62ZM72 77V76H71ZM71 77H69V78H71ZM83 77V76H82ZM81 77V78H82ZM85 77V76H84ZM98 77H99V75H98ZM127 77V76H126ZM132 77V76H131ZM5 78V77H4ZM61 78V77H60ZM66 78V77H65ZM68 78V77H67ZM86 78V77H85ZM10 79V78H9ZM23 79V78H22ZM56 79V78H55ZM99 79V78H98ZM66 80V79H65ZM70 80V79H69ZM47 81V80H46ZM79 81V80H78ZM77 81V82H78ZM93 81H95V80H93ZM2 82V81H1ZM39 82H40V79H39ZM51 82V81H50ZM76 82V83H77ZM87 82V81H86ZM96 82H97V80H96ZM66 83V82H65ZM64 83V84H65ZM68 83V82H67ZM75 83V84H76ZM90 83V82H89ZM4 84V83H3ZM62 84V83H61ZM69 84V83H68ZM77 84H79V82L77 83ZM94 84V83H93ZM96 84H98V83H96ZM19 85V84H18ZM25 85V84H24ZM40 85H42V84H40ZM74 84H72V86H73ZM89 85V84H88ZM39 86V85H38ZM66 86H67V84H66ZM77 86V85H76ZM40 87V86H39ZM69 87V86H68ZM263 87V86H262ZM43 88V87H42ZM47 88H48V86H47ZM65 88V87H64ZM67 88V87H66ZM80 88V87H79ZM63 89V88H62ZM72 89V88H71ZM81 89V88H80ZM259 89V88H258ZM47 90V89H46ZM56 90V89H55ZM54 90V91H55ZM74 90V89H73ZM28 91V90H27ZM37 91H39L38 89H37ZM63 91V90H62ZM65 91V90H64ZM91 91V90H90ZM41 92H43V91H41ZM56 92V91H55ZM54 92V93H55ZM74 92V91H73ZM84 92H86V91H84ZM259 92V91H258ZM264 92V91H263ZM33 93V92H32ZM31 93V94H32ZM44 93V92H43ZM89 93H91V92H89ZM101 93V92H100ZM248 93V92H247ZM18 94H19V92H18ZM28 94H30V93H28ZM46 94H48V93H46ZM45 94V95H46ZM51 94H52V90H51ZM63 94V93H62ZM65 94V93H64ZM70 94V93H69ZM75 94V93H74ZM104 94V93H103ZM102 94V95H103ZM264 94V93H263ZM4 95V94H3ZM11 95V94H10ZM21 95H22V93H21ZM54 95V94H53ZM77 95V94H76ZM81 95V94H80ZM85 95V94H84ZM7 96V95H6ZM5 96V97H6ZM17 96V95H16ZM42 96V95H41ZM1 97H3V96H1ZM8 97V96H7ZM32 97V96H31ZM38 97H39V95H38ZM60 97V96H59ZM58 97V98H59ZM257 97H258V95H257ZM10 98V97H9ZM8 98V99H9ZM35 98V97H34ZM42 98V97H41ZM69 98V97H68ZM86 98V97H85ZM89 98V97H88ZM97 98V97H96ZM252 98V97H251ZM255 98V97H254ZM261 98H262V96H261ZM7 99V98H6ZM15 99V98H14ZM19 99V98H18ZM37 99V98H36ZM71 99V98H70ZM79 99V98H78ZM81 99H82V97H81ZM94 99V98H93ZM107 99V98H106ZM249 99V98H248ZM5 100V99H4ZM17 100V99H16ZM54 100V99H53ZM56 100H59V99H56ZM77 100V99H76ZM75 100V101H76ZM86 100V99H85ZM85 100H83L84 102H85ZM14 101V100H13ZM26 101V100H25ZM48 101V100H47ZM70 101V100H69ZM73 101V100H72ZM83 101H81L83 104H84V102ZM88 101H90L89 99H88ZM96 101V100H95ZM246 101H249V100H247L246 99ZM2 102V101H1ZM17 102H19L20 103V101L18 100ZM43 102V101H42ZM50 102V101H49ZM26 103H28V102H26ZM46 103V102H45ZM67 103V102H66ZM22 104V103H21ZM35 104V103H34ZM56 104H58V103H56ZM74 102L73 103H71V105H73V108L74 109H76V107H74ZM9 105H10V103H9ZM40 105V104H39ZM43 105V104H42ZM49 105V104H48ZM52 105V104H51ZM51 105H50V107H51ZM53 105H55V104H53ZM64 105H65V103H64ZM64 105H62V106H64ZM79 105H81V103L79 104ZM28 106H30V105H28ZM28 106H26V107H28ZM36 106V105H35ZM60 106V105H59ZM68 106V105H67ZM78 106V105H77ZM84 106V105H83ZM95 106V105H94ZM112 106V105H111ZM228 106H231V105H228ZM233 106V105H232ZM231 106V107H232ZM238 106V105H237ZM2 107V106H1ZM58 106H56V108H57ZM88 107H90L89 105H88ZM106 107H108V106H106ZM105 107V108H106ZM110 107V106H109ZM220 107V106H219ZM225 107H226V105H225ZM30 108V107H29ZM60 108V107H59ZM61 108H63V107H61ZM65 108V107H64ZM63 108V109H64ZM72 108V107H71ZM211 108V107H210ZM228 108H230V107H228ZM233 108V107H232ZM32 109V108H31ZM33 109H34V107H33ZM40 109V108H39ZM38 109V110H39ZM66 109V108H65ZM87 109H89V108H87ZM86 109V110H87ZM91 109V108H90ZM94 109H95V107H94ZM101 109V108H100ZM107 109V108H106ZM183 109L185 110V107H183ZM195 109V108H194ZM226 109V108H225ZM1 110H2V108H1ZM0 110V111H1ZM9 110V109H8ZM29 110V109H28ZM41 110V109H40ZM39 110V111H40ZM50 110V109H49ZM58 110V109H57ZM56 110V111H57ZM68 110H70V109H68ZM96 110V109H95ZM184 110H183V112H184ZM190 110H192V111H194L193 109H190ZM201 110H203L202 109V107H201ZM223 110V109H222ZM222 110H219V113H221V111ZM250 110H253V109H250ZM30 111V110H29ZM34 111V110H33ZM32 111V113H34V115H35V112H33ZM61 111H62V109H61ZM67 111V110H66ZM72 111H73V109H72ZM98 111V110H97ZM96 111V112H97ZM186 111V110H185ZM192 111H190V113H189V115L191 114V112ZM205 110H203V111H200L199 113L201 114V113H205L206 114V112H204ZM209 111V110H208ZM228 110H226V112H227ZM9 112V111H8ZM15 112V111H14ZM21 112V111H20ZM27 111L25 110V113H26ZM58 112V111H57ZM60 112V111H59ZM64 112V111H63ZM68 112V111H67ZM86 112V111H85ZM159 112V111H158ZM157 112V113H158ZM161 113H162V111H160ZM159 112V114H161ZM164 112V111H163ZM180 111H178V114L180 115L179 116V119L183 116V118L185 119V117H184V115H186V114H183L182 112H180V113H182V114H180L179 113ZM194 112H196V110L194 111ZM214 112V111H213ZM216 112V111H215ZM217 112H218V110H217ZM2 113V112H1ZM18 113V112H17ZM23 113V115H24V112H21V114ZM30 113V112H29ZM71 113V112H70ZM175 113V112H174ZM173 113V114H174ZM177 113V112H176ZM175 113V114H176ZM184 113H187V112H184ZM198 113V114H199ZM208 113V112H207ZM229 113V112H228ZM238 113V112H237ZM7 114V113H6ZM19 114V113H18ZM73 114V113H72ZM82 114V113H81ZM163 114V113H162ZM177 114V115H178ZM188 114V113H187ZM193 114V113H192ZM204 114V115H205ZM223 114V113H222ZM221 114V115H222ZM17 115V114H16ZM26 115V114H25ZM24 115V116H25ZM32 115V114H31ZM36 115H37V112H36ZM35 115V116H36ZM39 115H41V111L39 112ZM39 115H38V118L39 119H41V116L39 117ZM42 115H44V114H42ZM182 115V116H181ZM229 115V114H228ZM5 116V115H4ZM7 116V115H6ZM21 116V115H20ZM47 116V115H46ZM49 116V115H48ZM61 116H62V114H61ZM69 116H71V115H68V119L70 118ZM73 116H74V114H73ZM165 116H167V115H165ZM169 116V115H168ZM167 116V117H168ZM174 116V118L176 117L175 115H173ZM201 116H203V114L201 115ZM3 117V116H2ZM8 117V116H7ZM15 117H18V116H15ZM55 117V116H54ZM57 117H59V116H56L55 118H56V120L57 119H59V118H57ZM62 117H65L64 115L62 116ZM87 117H89V116H87ZM92 117V116H91ZM94 117V116H93ZM97 117V116H96ZM178 117V116H177ZM176 117V118H177ZM187 117V116H186ZM189 117H192V116H189ZM188 117V118H189ZM194 117V116H193ZM192 117V118H193ZM197 117H199V116H197ZM222 117H223V115H222ZM231 117V116H230ZM234 117V116H233ZM236 117V116H235ZM234 117V118H235ZM21 118V117H20ZM34 118V117H33ZM37 117H36V120L38 119ZM43 118V117H42ZM49 118V117H48ZM50 118H51V116H50ZM55 118H53V120L55 121ZM66 118V119H67ZM73 118V117H72ZM98 118H100V117H98ZM107 118V117H106ZM110 117H108V119H109ZM113 118V117H112ZM111 118V119H112ZM159 117H157V119H158ZM182 118V119H183ZM195 118V117H194ZM249 118H251V117H249ZM5 119H6V117H5ZM12 119V118H11ZM52 119V118H51ZM60 119H62V118H60ZM64 119V118H63ZM74 119V118H73ZM84 119V118H83ZM90 119V118H89ZM93 119V118H92ZM96 119V118H95ZM165 119V118H164ZM168 119V118H167ZM178 119V120H179ZM182 119H181V121H182ZM191 119V118H190ZM189 119V120H190ZM219 119H220V117H219ZM232 119V118H231ZM252 119V118H251ZM3 120H4V118H3ZM13 120V119H12ZM17 120V119H16ZM35 120V119H34ZM85 120V119H84ZM110 120V119H109ZM163 120V119H162ZM161 120V121H162ZM166 120V119H165ZM188 120V119H187ZM217 120V119H216ZM230 120V119H229ZM228 120V121H229ZM250 120V119H249ZM15 121V120H14ZM61 121V120H60ZM63 121V120H62ZM62 121H61V123H62ZM65 121V120H64ZM67 121V120H66ZM65 121V122H66ZM70 121V120H69ZM86 121V120H85ZM97 121V120H96ZM155 121V120H154ZM172 121V120H171ZM177 121V120H176ZM180 121V120H179ZM180 121V122H181ZM184 121V120H183ZM182 121V122H183ZM223 121V120H222ZM12 122V121H11ZM36 122H38V121H36ZM58 122V121H57ZM64 122V124H66ZM91 122V121H90ZM169 122V121H168ZM180 122H178L177 121V123L176 122H173L172 124L173 125H175V123H176V125L178 124V126L180 125V126H182L183 124H181ZM211 122V121H210ZM210 122H208V123H210ZM230 122H232V121H230ZM10 123V122H9ZM55 123H56V121H55ZM61 123H59V124H61ZM81 123H82V121H81ZM88 123V122H87ZM185 123V122H184ZM215 123H217V121L215 122ZM214 123V124H215ZM238 123V122H237ZM47 124V123H46ZM52 124V123H51ZM71 124H73V123H71ZM84 124V123H83ZM86 124V123H85ZM84 124V125H85ZM91 124V123H90ZM100 124V123H99ZM111 124V123H110ZM132 124V123H131ZM135 124V123H134ZM170 124V123H169ZM224 124H225V122H224ZM6 125H8V124H6ZM36 125V124H35ZM66 125H68V123L66 124ZM82 125V124H81ZM84 125H82V126H84ZM108 125V124H107ZM126 125V124H125ZM185 125V124H184ZM223 125V124H222ZM221 125V126H222ZM43 126V125H42ZM89 126V124L87 125V126H85L86 127V129H89L90 127H88ZM92 126H95V124L94 125H92L91 124V127ZM56 127V126H55ZM67 127V126H66ZM65 127V128H66ZM85 127H83V128H85ZM88 127V128H87ZM97 127H98V125H97ZM102 127V126H101ZM183 127V126H182ZM220 127V126H219ZM237 127V126H236ZM44 128V127H43ZM47 128V127H46ZM52 128H54V127H52ZM57 128V127H56ZM64 128V130H67V129H65ZM82 128V127H81ZM81 128H80V132L82 133V135H83V132H86L85 131V129H83V130H81ZM92 128H94V127H92ZM92 128H91V131H89L88 130V132H86V133H90V132H92ZM100 128V127H99ZM107 128L109 129L110 127L109 126H107ZM147 128V127H146ZM145 128V129H146ZM208 128V127H207ZM230 128V127H229ZM40 129H41V126H40ZM55 129V128H54ZM68 129L71 131V129H73L72 131V134L74 133L75 135H77V134H79V132L77 131V130H79V129H77V126H76V128H75V126L74 127H72L71 129H70V126L68 127ZM74 129L76 130V132H78V133H76L75 131H74ZM101 129V128H100ZM99 129V130H100ZM106 129V128H105ZM128 129H129V127H128ZM138 129V128H137ZM136 128H135V130H137ZM214 129V128H213ZM221 129V128H220ZM223 129V128H222ZM221 129V130H222ZM3 130V129H2ZM37 130H39V128H37ZM60 130V129H59ZM57 131V132H60V134H55L56 136H58L57 138H59V139H61L63 142L65 141L66 143L68 142V145H67V149H71V150H73L72 149V147H73V144H72V147L70 148L69 147V145H70V140L69 139H64L63 140V138H65V137H61V132L62 131H64V130H62V131ZM95 130H97V128L95 127L94 129H93V134L92 133H90V134H92V135H97V134H95L94 133V131ZM121 130V129H120ZM127 130V129H126ZM131 130V129H130ZM129 130V131H130ZM219 130V129H218ZM18 131V130H17ZM19 131H21V130H19ZM22 131H23V129H22ZM25 131V130H24ZM27 131V130H26ZM31 131V130H30ZM44 131V130H43ZM109 131H110V129H109ZM111 131H112V129H111ZM138 131V130H137ZM136 131V132H137ZM213 131V130H212ZM45 132V131H44ZM68 132V131H67ZM96 132V131H95ZM103 132H107V129H106V131H100V133H102V134H104ZM141 132L142 131H140V134H141ZM222 132V131H221ZM8 133V132H7ZM25 133V132H24ZM42 133V132H41ZM51 133V132H50ZM71 133V132H70ZM81 133H80V135H81ZM131 133V132H130ZM129 133V134H130ZM137 133H139V131L137 132ZM136 133V134H137ZM218 133V132H217ZM223 133V132H222ZM225 133V132H224ZM2 134V133H1ZM11 134V133H10ZM16 134V133H15ZM20 134H21V132H20ZM27 134V133H26ZM34 134V133H33ZM40 134V133H39ZM53 134V133H52ZM88 134H86V135H88ZM88 135L89 137L91 136V135ZM108 134V133H107ZM111 134V133H110ZM115 134H116V132H115ZM121 134V133H120ZM206 134V133H205ZM221 134V133H220ZM227 134V133H226ZM6 135V134H5ZM19 135V134H18ZM22 135V134H21ZM25 135V134H24ZM42 135H43V133H42ZM54 135V138L56 137ZM67 135H69V132L65 135L66 137H67ZM81 135V136H82ZM100 135V134H99ZM105 135H106V133L104 134V138L102 137V136H98V137H102L103 139H105L106 137H105ZM45 136H47V134H45L44 135V137ZM61 138H60V137ZM72 135H69V137H71ZM84 136H85V133H84ZM83 136V137H84ZM108 136V135H107ZM133 135L132 134H130V137H132ZM137 136V135H136ZM142 136V135H141ZM1 137V136H0ZM8 137V136H7ZM50 137V136H49ZM73 137V136H72ZM75 137V138H74ZM73 138H74V141H75V139L77 138L76 136H74ZM83 137H79V142L81 141V139L83 138ZM85 137H87V136H85ZM84 137V139H82V142H80L78 145H80L81 143H84L83 141L84 140H86V142L88 141V140H91V142H90V144H89V142H87L88 143V145L86 144V143H84V144H86L85 145V147L87 146V148L88 147H90V146H92V140L94 139V137H93V139H90L89 137V139L88 138H85ZM91 137V138H92ZM126 137H128V136H126ZM3 138V137H2ZM52 138L53 137H51V139H47V138H45V139H47V141L49 140H52ZM108 138H109V136H108ZM107 138V139H108ZM140 138V137H139ZM5 139V138H4ZM98 139V138H97ZM101 139V138H100ZM126 139V138H125ZM136 139V138H135ZM134 139V140H135ZM218 139V138H217ZM225 139V138H224ZM6 140V139H5ZM10 140V139H9ZM61 140H59V141H61ZM69 140V141H68ZM73 140V139H72ZM96 140V139H95ZM129 140V139H128ZM132 140V139H131ZM130 140V141H131ZM215 140V139H214ZM48 141V143L49 144H52V142L53 141H51V142H49ZM74 141H71V142H73V143H76L77 144V142H74ZM133 141V140H132ZM217 141V140H216ZM222 141V140H221ZM224 141V140H223ZM227 141V140H226ZM6 142V141H5ZM23 142V141H22ZM64 142V143H65ZM97 142V141H96ZM98 142H99V140H98ZM126 142V141H125ZM129 142V141H128ZM220 142V141H219ZM47 143V142H46ZM66 143L65 144H63V145H66ZM102 143V142H101ZM1 144V143H0ZM30 144V143H29ZM120 144V143H119ZM129 144H130V142H129ZM128 144V145H129ZM225 144H227V143H225ZM4 145V144H3ZM48 145V144H47ZM60 145H62V142H61V144ZM90 145V146H89ZM95 145V144H94ZM97 145H99V144H97ZM97 145H95V146H97ZM122 145H124V144H122ZM131 145V144H130ZM146 145L148 146V143L147 144H145V145H139V146H137V145H134V146H137V150L139 151V153H140V150L141 151H143L144 152V148L146 147ZM5 146V145H4ZM27 146H29V145H27ZM36 146V145H35ZM58 146H59V144H58ZM102 146V145H101ZM121 146V145H120ZM225 146V145H224ZM227 146V145H226ZM226 146H225V148H226ZM6 147V146H5ZM12 147V146H11ZM59 147H62V146H59ZM64 148V151H65V147L66 146H63ZM79 147V146H78ZM98 147V148H97ZM97 147H95V149H93V147H92V149L94 150V151H92V149H91V147H90V149H91V151H89L91 154H92V152L93 153H95V150H97V149H100L101 147H100V145L99 146H97ZM100 147V148H99ZM130 147V146H129ZM132 147V146H131ZM139 147H141V148H143V149H141V148H139ZM148 147H150V146H148ZM229 147V146H228ZM116 148V147H115ZM117 148H118V146H117ZM133 148V147H132ZM139 148V149H138ZM147 148V147H146ZM3 149V148H2ZM14 149V148H13ZM12 149V150H13ZM26 149V148H25ZM66 149V150H67ZM82 148L81 147H79V148H77V151L78 150H81ZM112 149V148H111ZM134 149V148H133ZM136 149V148H135ZM152 149V147L149 149V151H148V148L145 150V152H150V150ZM4 150V149H3ZM11 150V149H10ZM70 150V151H71ZM102 150V149H101ZM136 150V151H137ZM226 150V149H225ZM26 151V150H25ZM66 152L65 151V154L67 153V155L66 156H68L69 154H71V152ZM73 151L72 152V155H69V156H71V157H73L74 156V154H75V152L76 153H78V152H82L83 150H81V151ZM99 151V150H98ZM137 151V152H138ZM223 151V150H222ZM232 151V150H231ZM230 151V152H231ZM238 151V150H237ZM26 152H28V150L26 151ZM84 152V151H83ZM82 152V153H83ZM86 152V151H85ZM84 152V153H85ZM88 152V151H87ZM86 152V153H87ZM101 151H99V153H100ZM103 152V151H102ZM137 152H135L136 154H134V153H132L131 155L133 156L134 155V158L135 157H137V155L139 154H137ZM145 152L144 153H140V155L142 154H144V157H143V159L144 160H146L145 159ZM152 153H154L153 152V149H152V151H151ZM150 152V153H151ZM224 153H225V151H223ZM7 153V152H6ZM69 153V154H68ZM83 153V154H84ZM86 153L83 155V154H81V153H78L79 155H81V156H79L80 157V159H81V157L82 158H84V156H87L86 155ZM98 152L96 151V153L95 154H97ZM106 153V152H105ZM146 153V155L148 156V154ZM223 153V154H224ZM235 153V152H234ZM8 154H9V152H8ZM12 154V153H11ZM78 154H75L76 156L75 157H77V158H75V157H73V158H75L76 160H78ZM109 154V153H108ZM168 154H170V153H168ZM167 154V155H168ZM237 154V153H236ZM5 155V154H4ZM15 155V154H14ZM29 155V154H28ZM83 155V156H82ZM93 155V154H92ZM91 155V157H87V159L88 158H92V160L94 161H92L91 159H85L84 160V162L82 161L81 163H80V161L82 160H79L78 162H79V164H78V162L77 161H75L74 160V162H73V159L71 160V163H73V164H71V163H67V165L68 164H71V165H68V168H67V170L65 169L64 171H61V169H64L65 168V166L67 167V165H66V163H65V165H64V163L62 162V164L64 165H59V164H57L58 166H63L61 169L59 168V167H56L55 166V168H56V172L53 174V171L54 170H50L49 172L46 170L45 171V173H52L51 175H53V176H51L50 177V175L48 176V178L50 177V178H52L53 179V181L55 182V184L53 185L52 183H49V187L47 186V188L46 189H48V190H52V186L51 185H53V187L56 189L59 185H60V181H61V183L63 182H65V184H67V180L69 179V181H73V180H75V178H77V177H79V176H77L76 177V175L78 174L79 175V173H80V179H82L81 178V174L82 175H84V173H85V175H86V173H88L87 175H89V177H90V174L91 175H94L93 173H94V169H96V167L98 168V169H96V170H99L100 168H101V166H102V169L103 170H99L100 172H97V174L98 173H100L99 175H101V173H104L105 171H104V169L107 167V164H106V166L104 165H100V168H99V165H97L96 164V161L98 160V159H94V156H92ZM98 155V154H97ZM103 155H106V154H103ZM112 155V154H111ZM136 155V156H135ZM140 155H138V157H137V159H139L140 158V160H141V156ZM152 155V154H151ZM176 155V154H175ZM198 155V154H197ZM226 155V154H225ZM13 156V155H12ZM33 155H31V157H32ZM65 156V157H66ZM88 156H90V154L88 155ZM100 156V155H99ZM107 156V155H106ZM153 156L155 157L156 156V153H155V155L153 154ZM161 155H159L158 156V158L160 157ZM164 156V155H163ZM170 156V155H169ZM196 156V155H195ZM236 156V155H235ZM15 157V156H14ZM64 157V160H67L66 158ZM97 157V156H96ZM102 158L104 157V156H101ZM101 157L99 158V159H101ZM183 157V156H182ZM197 157V156H196ZM226 157V156H225ZM35 158V157H34ZM70 158V157H69ZM108 160H109V158H108V156L106 157ZM110 158H111V156H110ZM125 158H129L130 159V156H126ZM133 157L131 158V161L134 159ZM146 158H148V157H146ZM161 158V157H160ZM174 158V157H173ZM177 158V157H176ZM195 158V157H194ZM230 158V157H229ZM234 158V157H233ZM232 158V159H233ZM9 159V158H8ZM29 159V158H28ZM71 159V158H70ZM104 159H105V157H104ZM129 159H128V161H129ZM136 159V158H135ZM155 159H156V157H155ZM180 159V158H179ZM190 159V158H189ZM196 159V158H195ZM198 159V158H197ZM200 159V158H199ZM2 160V159H1ZM16 160H18L17 158H16ZM63 160V161H64ZM89 160H91V162H93L95 165H92L93 163H91ZM103 160V159H102ZM101 160V161H102ZM108 160H105V162L106 163H108V169H109V162H107ZM111 160L113 161V159L111 158ZM140 160H138L137 162H142V161H140ZM160 160V159H159ZM158 160V161H159ZM22 161H23V159H22ZM110 161V160H109ZM134 161V160H133ZM147 161V163H149V158L146 160ZM156 161V160H155ZM169 161H171V160H169ZM181 161V160H180ZM195 161V160H194ZM32 162V161H31ZM30 162V163H31ZM69 162V161H68ZM75 162H77V163H75ZM104 161H103V164L105 163ZM125 162H127L126 161V159H125ZM130 162V161H129ZM129 162H128V165H129ZM136 162V161H135ZM160 162V161H159ZM183 162V161H182ZM186 162V161H185ZM198 162V161H197ZM203 162V161H202ZM89 163V164H88ZM91 163V164H90ZM97 163H100V160L99 161H97ZM120 163V162H119ZM180 163V162H179ZM188 163V162H187ZM201 163V162H200ZM199 163V164H200ZM22 164V163H21ZM112 164V163H111ZM114 164V163H113ZM124 163H122V165H123ZM130 164H131V162H130ZM141 164H144L145 166H146V162L144 163V161H143V163H141ZM161 164H163V163H161ZM165 164V163H164ZM181 164V163H180ZM198 164V163H197ZM199 164H198V166H199ZM227 164V163H226ZM226 164H225V166H226ZM18 165V164H17ZM34 165H35V163H34ZM39 165V164H38ZM54 165H55V163H54ZM124 165H126V166H128L127 164H124ZM191 165H192V163H191ZM190 165V166H191ZM31 166H33L32 165V163H31ZM94 166V167H93ZM114 166H116V164L114 165ZM141 166V165H140ZM159 166V165H158ZM154 167V168H152V169H149L148 168V171L147 172H149V170H150V173H152V171L153 172H156L157 174H159V173H162V172H164V170H163V168H159V167ZM179 166V165H178ZM189 166V167H190ZM10 167V166H9ZM35 167H36V165H35ZM34 167V168H35ZM54 166H52V168H53ZM75 167V168H74ZM77 167H79L80 169H78ZM118 167V166H117ZM120 167V166H119ZM129 167V166H128ZM153 167V166H152ZM175 167V166H174ZM186 167V166H185ZM189 167H186V168H189ZM201 167V166H200ZM200 167H198V168H200ZM4 168H5V166H4ZM37 168H42V166L40 165V167H38L37 166ZM51 168V169H52ZM54 168V169H55ZM58 168H59V170H58ZM85 168H87V169H85ZM106 168V169H107ZM110 168H112V165H111V167ZM121 168H123V167H121ZM127 168V167H126ZM141 168H143V167H141ZM146 169H144V170H147V167H145ZM158 168L160 169V172L158 173L157 172V170H158ZM206 168V167H205ZM221 168V167H220ZM220 168H217V169H220ZM229 168V167H228ZM13 169V168H12ZM48 169V168H47ZM79 170V172H78V170ZM106 170L107 172H105L104 173V178H105V176H106V173L109 175V173H108V171L110 172L111 170ZM129 169V168H128ZM128 169L126 170V174H128L127 172H128ZM164 169H168V168H165L164 167ZM173 170H177L176 171V173L174 172V171H166L167 173H169V174H167L166 176H170V175H172V176H170L169 178L168 177H166V176H162L163 178L165 177V179L163 180V181H167V183H165L166 184V187H164L165 186V184H162V186L164 187V188H167V189H169V193L172 191V193H167V195H169L170 197L168 198L167 197V202L168 203H166V200L165 199H163L164 198V193H166V192H164L162 189H160V191L161 192H159V190H158V192H157V187L158 186H155V185H157V184H155V185H150V187L149 188H151V189H149V190H147V188H146V192L144 191L143 192V195L142 194H140L139 196L137 195V194H133V191H132V193H131V191H128V190H132V186H134V185H131L130 186V180H129V178H126L127 177V175L125 174V179H122L121 180V182L123 181V183L126 181V179H128V181H126V184H127V182H129L128 183V187L129 188H131V189H129L128 187H127V185H125L127 188H128V193L130 194L131 193V195H127L128 193H127V191H125V194H126V196H125V199H123V200H125V204L126 205H128L127 207H125V210L127 209V211H125V213H128L129 212V214H126L127 216H129V219L128 220H126L125 219V221L123 222L122 221V218L120 219L121 221L120 222H122L123 223V226H124V224H125V229L124 228H122V229H118L119 227H118V225H120V224H122V223H118V225H114V223L115 224H117V221H119L118 219L120 218H113V219H111L112 217H113V215H111L112 214V212L113 211H115V209H112V210H110L113 206V203L111 202V201H113V198H110V197H114L112 194H110V193H112V192H110L111 190H114V189H110L111 187H114V186H111V187H109L108 185H110L109 184V180H108V182L106 181L108 178V176H106V182L105 181H100V182H104V186L106 185L105 183H108V185H106L108 188H109V190L110 191H108V188L106 187V188H101V187H103V184H101V183H99L98 181V175L97 174H95L94 176H91V178L93 179V177H94V179L92 180V179H90V178H88V180L90 179V180H92V181H97V184L99 185V184H101L102 186L100 187V185L98 186L95 182V184L97 185V189H93L92 187H94V183L93 182H90V184H92L91 186H87V182L89 183V181H87V178H86V180H85V178H84V180L82 179V180H80L81 182H82V185L86 182V184L84 185V186H86V187H90L89 188V192H88V188L86 189V190H84V191H86V192H88V193H85L84 192V194H83V192H80V191H78V190H73V188L71 189V191L73 190V191H76V192H73V194L74 195H72L71 193V191L70 190H67V191H65L67 194L69 193L68 191H70L71 193H69L70 195H66V193L64 194V195H62L61 193V195L60 196H56V197H54V196H52V195H55L56 194V192L54 193L53 191L51 192L52 193V197H54V198H52L51 200L48 198V200H49V202H48V200H47V197H46V200H44L43 199V201L44 202H46V203H44V202H42V203H44V204H47V205H45V206H43V205H39V204H42V203H39V201H37L38 199L37 198H33L32 200H29L28 201V203H26V204H24V206H22L20 209H17L16 211H7L6 209H5V213H1L0 214V263L1 264H121V263H123V264H129V263H131V264H136V263H140V264H142V262H143V264H147L149 261H147V262H144V261H146V260H149V259H151V258H154V256H156V254L158 253V255L156 256V257H158V259H160V257H159V253H160V256L161 255H163L164 253H162L161 251H155V249H153V247H156V245L155 244H152L153 242H158V241H160L159 242V245L158 246H161L162 248H163V246H167V244L168 243H166V242H169L171 239H172V237H170L169 238V236H170V234L172 233V232H174L175 230H174V227H175V225L176 226H178V225H181V226H179L180 228H178V229H176V230H179V229H186L187 228V226H186V224L188 223V219L187 218H191V220H193V219H195L196 218V216H199L203 211H207V209H208V211L211 209V203L212 202H210V203H208V202H201L200 200L201 199H206V200H208L209 201V198H214L211 194L213 193V192H215V191H220V189L219 188H225L224 186H226L227 184V181H225V179L224 180H221V178H219L220 180H216V181H214V183H210V184H208L207 182L205 183V180L207 179H205L204 181H203V172H204V169L203 170H201L200 171V176H198V175H195L196 177H188L187 175L188 174H186V173H188V170H184V171H182L181 173H183V172H185V174L183 173V174H181L180 173V171H178V169H174V168H172ZM201 169V168H200ZM210 169H212V168H210ZM209 169V170H210ZM214 169V168H213ZM212 169V170H213ZM10 170V169H9ZM15 170V169H14ZM13 170V171H14ZM21 170V169H20ZM35 170V169H34ZM75 170H77V171H75ZM121 170V169H120ZM125 170V169H124ZM131 170H132V168H131ZM130 169H129V173H130V171H131ZM152 170V171H151ZM215 170V169H214ZM228 170V169H227ZM238 170V169H237ZM52 171V172H51ZM81 171V172H80ZM90 171L92 172V173H90ZM101 171H103V172H101ZM162 171V172H161ZM8 172V171H7ZM10 172H12V171H10ZM17 172V171H16ZM41 172V171H40ZM43 172V171H42ZM72 172H73V174H72ZM122 172V171H121ZM147 172H144V173H147ZM179 172V173H178ZM202 172V173H201ZM26 173H28V172H26ZM25 173V174H26ZM35 173V172H34ZM38 173H39V171H38ZM90 173V174H89ZM112 172H110V174H111ZM155 173V174H156ZM219 173H221V172H219ZM20 174H21V172H20ZM24 174V173H23ZM36 174V173H35ZM41 174V175H40ZM39 174V178H38V176H37V180L38 179H40L41 180V178H42V176H47L46 174L44 175H42V173H40ZM122 174V173H121ZM157 174L156 175H154V173H152V175L154 176V178H155V176H156V179H160L161 178V175H163V174H159L158 175V177H160V178H158L157 177ZM180 174V175H179ZM199 174V173H198ZM19 175V173L17 174V176ZM114 175V174H113ZM112 175V176H113ZM120 175V174H119ZM148 175V174H147ZM150 175V174H149ZM216 175H218V174H216ZM229 175H230V173H229ZM20 176V175H19ZM21 176H23V175H21ZM40 176H41V178H40ZM55 176V177H54ZM123 175H121L120 177H122ZM207 176V175H206ZM235 176H236V174H235ZM24 177V176H23ZM54 177V178H53ZM101 177V176H100ZM114 177V176H113ZM115 177H116V175H115ZM148 177V176H147ZM151 176H149L148 178H150ZM188 179H187V178ZM205 177V176H204ZM222 177V176H221ZM224 177V176H223ZM233 177V176H232ZM15 178V177H14ZM22 178V177H21ZM25 178H27V177H25ZM30 178L32 179V177L30 176ZM35 178V177H34ZM33 178V179H34ZM46 178V177H45ZM45 178L43 179V180H45ZM58 178V179H57ZM109 178H111V177H109ZM119 178V177H118ZM153 178V177H152ZM163 178H161V179H163ZM203 178V179H202ZM239 178V177H238ZM237 177L235 178V179H238ZM11 179V178H10ZM12 179H13V177H12ZM12 179H11V181H12ZM33 179L31 180V183L32 184H34V182H32L33 181ZM52 179H50V180H52ZM103 179V178H102ZM101 179V180H102ZM169 179V180H168ZM223 179V178H222ZM230 179V178H229ZM234 179V178H233ZM261 179H262V177H261ZM16 180H17V178H16ZM18 180H19V177H18ZM24 180H27V179H24ZM23 180V181H24ZM37 180H35V181H37ZM40 180H38V181H40ZM46 180L47 181H49V179H47L46 178ZM62 180H66V181H62ZM79 180H76V182H78ZM104 180V179H103ZM119 180V179H118ZM117 180V181H118ZM208 180V179H207ZM210 180V179H209ZM7 181V180H6ZM11 181H9V182H11ZM15 181V180H14ZM37 181V182H38ZM79 181V183H81ZM83 181H84V183H83ZM163 181H161L160 180V182H162V183H164ZM219 181V182H218ZM231 181H236V180H230L229 182V184H231L232 182ZM241 181H242V177H241ZM250 181V180H249ZM256 181V180H255ZM262 181H263V179H262ZM4 182V181H3ZM21 182V181H20ZM27 182V181H26ZM29 182H30V180H29ZM37 182H35V184L34 185H36V183ZM46 182V181H45ZM45 182H43V181H41V183H43V185L41 184L40 185V183H39V187L38 186H35V187H32V189H30V186H28L27 184V189L29 188L30 190H31V192H29L28 190H27V192H29L28 194H30V193H32V190L34 191H36V189L38 190V189H40L41 187L40 186H42V187H44V184H45ZM113 182V181H112ZM211 182V181H210ZM226 182V183H225ZM238 181H236V182H234V184L235 183H237ZM259 182V181H258ZM62 183V185H60L59 186V190H60V187H62L64 184ZM110 183H111V181H110ZM116 183V182H115ZM219 183H221V184H219ZM225 183V184H224ZM238 183H242V182H238ZM237 183V184H238ZM14 184V183H13ZM38 184V183H37ZM48 184V182L46 183V185ZM119 184H121L120 182L118 183V184H116V185H118L119 186ZM228 184V185H229ZM233 184V183H232ZM254 184H255V182H254ZM15 186H12V187H15V188H17L16 190H14L13 188H11V190L13 189L14 190V193L15 194H13L10 190L9 191H7L6 190V192H8V193H12L13 195H14V197L15 198H21L22 199V197L24 196H26V189L23 187V186H21L20 184L19 185H17V183L16 184H14ZM19 186H21V188H23V189H25V190H23V191H18L17 192V190H19L18 189V187ZM23 185H24V183H23ZM68 185H70V182H68ZM78 185H80V184H78ZM82 185H80L79 187H83L84 188V186H82ZM96 185H95V187H96ZM113 185V184H112ZM217 185H223V187H219V186H217ZM239 185V184H238ZM251 185V184H250ZM258 185H260V184H258ZM257 185V187H259ZM7 186V185H6ZM65 186V185H64ZM67 186V185H66ZM71 186V185H70ZM136 186V185H135ZM153 186H155L156 187V189H155V187L154 188H152ZM237 186V185H236ZM73 187H74V185H73ZM76 187H78V186H76V184H75V187L74 188H76ZM121 187V186H120ZM125 187V188H126ZM230 188H228V189H230V191H231V189L232 188H234L232 185H230L229 186ZM232 187V188H231ZM252 187V186H251ZM20 188V187H19ZM67 188V187H66ZM91 188H92V190H91ZM107 189V192L109 193H107L105 190H101V189ZM121 188H123V187H121ZM196 190H195V189ZM254 188L255 187H253L252 189L254 190ZM42 189H44V188H42ZM55 189H53V190H55ZM61 189H63V188H61ZM77 189V188H76ZM79 189V188H78ZM82 189V188H81ZM85 189V188H84ZM206 191H205V190ZM218 189V190H217ZM236 189L237 188H235V191H236ZM251 189V188H250ZM251 189V190H252ZM256 189V188H255ZM259 189V188H258ZM2 190V189H1ZM12 190V191H13ZM45 190V189H44ZM43 190V191H44ZM119 190V189H118ZM122 190V189H121ZM125 190V189H124ZM224 190V189H223ZM26 193H25V192ZM34 191V192H35ZM56 191H57V189H56ZM60 191H63V190H60ZM59 191V192H60ZM79 193H78V192ZM82 191V190H81ZM96 191V192H95ZM104 191V192H103ZM120 191V190H119ZM162 191L164 192V193H162ZM204 191V193H201V192H203ZM225 191V190H224ZM229 191V192H230ZM259 191V190H258ZM6 192H4V193H2V194H6ZM33 192V193H34ZM49 192V191H48ZM101 192V193H100ZM103 192V193H102ZM115 192V190L113 191V193ZM120 192H124V191H120ZM153 192H156V194L159 196L160 194H162L163 195V197H161V195L158 197V196H156ZM229 192H227L228 194H229V196L230 197H233V195H235V194H233V195H230V193ZM238 192V191H237ZM261 192H262V190H261ZM0 193V194H1ZM38 193V192H37ZM54 193V194H53ZM145 193V194H144ZM159 193V194H158ZM201 193V194H200ZM208 193V194H207ZM211 193V194H210ZM247 193V192H246ZM251 193V192H250ZM252 193H253V191H252ZM251 193V194H252ZM256 193H258L257 191H256ZM263 193V192H262ZM11 194V195H12ZM27 194V195H28ZM232 194V193H231ZM243 194V193H242ZM241 194V195H242ZM249 194V193H248ZM248 194H244V195H242L240 198L241 199H239L241 202H243L242 200L245 198V200H246V196L245 195H247V198H249L250 196H248ZM254 194V193H253ZM9 195V194H8ZM11 195H9L10 196V198H11ZM13 195H12V197H13ZM42 195H43V193H42ZM46 195H47V193H46ZM57 195V194H56ZM166 195V196H167ZM260 195H262V194H260ZM260 195H257V196H260ZM9 196H7V197H9ZM22 196V197H21ZM67 196V197H66ZM68 196H70V197H68ZM123 196V195H122ZM166 196H165V198H166ZM238 196V195H237ZM2 197V196H1ZM4 197V196H3ZM6 197V196H5ZM32 197V196H31ZM34 197V196H33ZM115 197H116V195H115ZM204 197V198H203ZM236 197V196H235ZM251 197H252V195H251ZM253 197H255V196H253ZM51 198V197H50ZM121 198V197H120ZM199 198H201V199H199ZM8 199V198H7ZM6 199V200H7ZM20 199V200H21ZM26 199H27V197H26ZM118 199V198H117ZM161 199H163L164 200V204L162 203H160L161 201H163V200H161ZM255 199H256V197H255ZM5 199L3 198V201L1 200V208L6 204L5 202L6 201H4ZM10 200H12V199H10ZM13 200H14V198H13ZM19 200V199H18ZM69 200V201H68ZM111 200V201H110ZM239 200H235V201H233V203L235 202L236 203V201H237V204L239 203ZM247 200H249V199H247ZM246 200V201H247ZM250 200H251V198H250ZM42 201V200H41ZM40 201V202H41ZM68 201V202H67ZM71 201V203L69 204V202ZM245 201V202H246ZM4 203V205H2L3 203ZM20 202H22V201H20ZM48 202V203H47ZM112 204V205H109L108 206V204H110V203ZM115 202V201H114ZM120 202V201H119ZM119 202H118V204H119ZM122 202V201H121ZM120 202V203H121ZM240 202V205L241 204H243V203H241ZM13 203H14V201H13ZM36 203H38V204H36ZM106 203V204H105ZM124 203V202H123ZM157 203V204H156ZM159 203L161 204V206L159 207L158 205H159ZM199 203V204H198ZM202 203V204H201ZM214 203V202H213ZM9 204H11V203H9ZM8 204V205H9ZM14 204H17L16 202L14 203ZM49 204L51 205V207H53V209H52V211H49V210H47V207L46 206H49ZM186 204V207H187V205L188 206H191V207H189L188 209H183V208H180V206H184ZM229 204H231L230 202H229ZM236 204V205H237ZM20 205V204H19ZM22 205H23V203H22ZM154 205H156V206H158L157 208L154 206ZM235 205V204H234ZM239 205V204H238ZM238 205H237V207H238ZM239 205V206H240ZM244 205H245V203H244ZM17 206V205H16ZM109 208H108V207ZM110 206H111V208H110ZM154 206V207H153ZM166 206V207H165ZM242 206V205H241ZM247 206V205H246ZM5 207V206H4ZM6 207H7V204H6ZM9 207V206H8ZM185 206H184V208H186ZM236 207V206H235ZM0 208V209H1ZM114 208V207H113ZM130 208V209H129ZM155 208H156V211H154L155 210ZM190 208L192 209V211H190ZM245 208V207H244ZM262 208V207H261ZM41 209H45L46 211H48V213H49V215H47L46 216V214L45 213H47L46 211L43 213V211L41 210ZM154 209V210H153ZM251 209H253V208H251ZM251 209L249 208V210L251 211ZM3 210V209H2ZM1 210V211H2ZM14 210V209H13ZM78 210H80V211H84L85 212V215H86V217H85V215H84V217L83 218H81L80 220L82 221H80L81 223L80 224H78L79 222H77L76 221V218H78L77 216H78V214L81 216V214H83L82 212H81V214H80V211L78 212ZM110 210V212H111V214H110V212H108ZM117 210V209H116ZM189 210V211H188ZM248 210V211H249ZM259 210V209H258ZM41 211H42V214H40L39 215V213H41ZM74 211H77V213H76V217L74 216V217H72L73 216V213H74ZM103 211H104V213L107 211V213L109 214V216L108 215H105L104 213H103ZM119 211V210H118ZM117 211V212H118ZM124 211V210H123ZM219 211V210H218ZM218 211H216L215 209L213 210V211H210L209 212V215L207 216L208 217V219L209 218H213V221H215V224H219L218 223V219H220V214H222L221 213V211L220 212H218ZM233 211V210H232ZM239 211V210H238ZM244 211V210H243ZM247 211V210H246ZM2 212H4V211H2ZM120 212V211H119ZM187 212V213H186ZM189 212H192L191 213V216L188 214ZM219 214H218V213ZM245 212V211H244ZM254 212V211H253ZM257 212V211H256ZM255 212V213H256ZM55 213V214H54ZM106 213V214H107ZM114 213V212H113ZM144 213H149V214H147V216L146 215H144ZM246 213V212H245ZM251 213H252V211H251ZM155 215V216H153V217H149V219H147L148 218V216L149 215ZM232 214H233V212H232ZM242 214V213H241ZM45 215V216H44ZM105 215V216H104ZM181 215V217L183 216V217H185L186 218V220L187 221H185L184 219V222H187V223H182L183 221L181 220L180 221V224H174V222H175V219H176V217H177V219L178 220H180L178 217ZM188 217H187V216ZM261 214H259V216H260ZM264 215V214H263ZM43 218H42V217ZM83 216V215H82ZM106 216H108L107 218H106ZM112 216V217H111ZM120 216V215H119ZM122 216H123V214H122ZM125 216V215H124ZM216 216V217H215ZM243 216V215H242ZM62 217H64V218H62ZM106 219H104V218ZM110 217V218H109ZM115 217H117V216H115ZM195 217V218H194ZM189 218V219H190ZM261 218V217H260ZM264 218V217H263ZM263 218H262V220H263ZM84 220V222H83V220ZM215 219V220H214ZM221 219H222V216H221ZM236 219V218H235ZM243 219V218H242ZM241 219V220H242ZM111 220H114V221H111ZM117 220V221H116ZM212 220V219H211ZM216 220H218V221H216ZM231 220V219H230ZM249 220V219H248ZM109 221V222H108ZM116 221V222H115ZM162 221H164L165 222V224H163V225H165V226H167L168 225V223H169V225L171 226V225H173L172 227H173V230L171 229V230H169L171 233H169L167 230H168V228L170 229V226L167 228H165L164 227V229H167V230H163L162 228H163V225H162V227H160V229L162 230V233H161V231L160 230H156V228L155 229H153L152 230V228L150 227L151 226V224L152 223H154V222H157V223H159V222H162ZM190 221V220H189ZM195 221V220H194ZM232 221V220H231ZM257 221V220H256ZM259 221V220H258ZM261 221V220H260ZM61 222V223H60ZM112 222V223H111ZM131 222H133V224H130ZM211 222V221H210ZM217 222V223H216ZM221 222V221H220ZM107 223V224H106ZM176 223V222H175ZM184 224V227H183V225L182 224ZM192 223H194L193 221H191V225H190V222H189V224H187V225H189V226H191L192 227ZM213 224H214V222H212ZM233 223V222H232ZM250 223V222H249ZM249 223H247V225H250L251 226V224H249ZM5 224H6V228L5 227H3L2 225H4L5 226ZM57 224V225H56ZM61 224H62V226H61ZM129 224H130V226H129ZM197 224H199V223H197ZM221 224V223H220ZM234 224V223H233ZM205 224H202V225H200V226H197L196 224L195 225H193V227H195L196 226V228H195V230H194V232H193V230H190V231H192V233H194V235L192 234L191 236H196L197 235V232H199L200 233V231H201V233H202V231H204L203 233H204V235H203V233L201 234V244L200 245H202V247L201 246H199V242L197 243L198 245H195L194 244V246L196 247V249H193L192 247H189L190 249H187V250H184L183 249V247L185 246H183L182 244H179V243H176V244H178V247L179 246H182V249H179V248H177V247H175V246H177V245H174V244H172L173 243V239H174V237H175V235L174 234H176V233H173L171 236H173L174 235V237H173V239L171 240V244L175 247V248H177V249H175L174 250V247L172 246V249H173V251L175 252V251H179V252H181V254L180 253H178V255H183L182 254V252H183V250L184 251H187V254H185V257H183L182 256V258L183 259H186V260H184V261H182V258L180 259H178V257H180V256H178L177 254H176V252H175V256H174V252L172 251V249H171V251L173 252L172 254V256H173V259H174V257L176 258V256H177V258H176V260H178V261H172V262H167L169 259H168V257L170 256V254H169V256H168V253H167V255L165 256V255H163V257L165 258V259H162L163 257H161V259L162 260H160L161 262H164L163 260H166L165 262H167V263H165V264H202V262H201V259H203V260H205L203 263L204 264H206L205 262H207V264L208 263H210V260L208 261V260H206L208 257V255L207 254H205V253H207L206 251H204L206 248H204L205 246H203V244H205V241H206V239H202V236H207L208 234L209 235H213V236H211V238L212 237H214L215 236V232H216V235L218 234V233H220V234H218V235H221V229L220 228H218V227H221V226H215V227H212V225H209V224H207V225H205ZM61 226V228H62V231H61V229L59 228ZM63 226H64V229H63ZM80 226V227H79ZM240 226V225H239ZM260 226V225H259ZM262 226H264V224L262 223ZM118 227V228H117ZM151 228V232L153 231H156V232H158V233H161L162 235H161V237H164V234H165V232L168 234H165V235H167V236H165L164 237V241H163V239H160V237L158 236V238L160 239H158V240H154L155 238L153 237V235L155 236V237H157V233L156 234H154V233H152V235H150V228ZM171 227V228H172ZM201 227H203V228H201ZM229 227V226H228ZM235 227L236 226H234V228H232V226L230 225V228L235 232ZM242 227V226H241ZM243 227H245L244 229H243ZM243 227H242V229H241V232H240V235L241 236H243V234H244V236L243 237H247V235L251 232V230H249V231H247V230H245L246 229V225L244 224L243 225ZM58 228L60 229V230H58ZM148 228H149V230H148ZM158 228V227H157ZM176 228V227H175ZM229 228V229H230ZM249 228H252V227H247V229H249ZM254 228V227H253ZM57 229V230H56ZM124 229V231H122ZM200 229V230H199ZM215 229H220V232L218 231V230H215ZM222 229H223V226H222ZM149 232H148V231ZM197 230V231H196ZM212 230H214V232L213 233H210V232H212ZM226 230V229H225ZM231 230V231H232ZM186 231H188L189 232V230H185L184 232L183 231H181V232H183V234L184 233H187ZM224 231V230H223ZM240 231V230H239ZM239 231H238V233H237V231L235 232V233H237V234H239ZM244 231H247V232H244ZM255 230L253 229V231L251 232V233H253ZM146 232V233H145ZM148 232V233H147ZM228 232V231H227ZM229 232H230V230H229ZM233 232V233H234ZM249 232V233H248ZM256 232L258 233V230H256ZM180 232H177V234H179ZM232 233V232H231ZM234 233V234H235ZM247 233V234H246ZM256 233V234H257ZM145 234H147V235H145ZM150 235V237H152V238H154V239H152V238H150L149 237V235ZM196 234V235H195ZM255 233H254V235H256ZM145 235V236H144ZM199 235V234H198ZM208 235V236H209ZM217 235V236H218ZM222 235H224L223 233H222ZM251 235H253V234H250V237H252ZM264 235V234H263ZM150 238V239H152V240H154L153 242L148 238V237ZM179 236H182L183 238H184V236L183 235H181V234H179ZM190 236V233H189V235H188V237ZM227 236V235H226ZM226 236H222L223 238H224V240L222 239V237L221 236H219V237H216L215 236V238H213L214 240L216 239V238H220V242H221V239L223 240L222 242L223 243H225L226 241V243H230L231 241L229 240L228 241V239L227 238H225ZM236 237H237V235H235ZM197 237L198 236H196V238H194L195 239V241L197 240L198 241V239L200 238V236L198 237V239H197ZM210 237V236H209ZM230 237V236H229ZM254 237V236H253ZM259 237V236H258ZM165 238H169L170 240H168V239H165ZM210 238V239H211ZM209 239V240H210ZM217 239V240H218ZM225 239H226V241H225ZM241 239V238H240ZM240 239H238V243L240 244ZM254 239V238H253ZM262 239V238H261ZM99 240V241H98ZM162 240V241H161ZM167 240V241H166ZM202 240H203V242L204 243H202ZM212 240V239H211ZM216 240V241H217ZM242 240H244V239H242ZM247 240V239H246ZM184 241V240H183ZM194 241V242H195ZM196 241V242H197ZM219 241V240H218ZM253 241V240H252ZM256 241V240H255ZM261 241V240H260ZM155 242V243H156ZM184 242H186V241H184ZM193 241H190V244L192 243ZM214 242V241H213ZM234 242V241H233ZM236 242V241H235ZM242 242V241H241ZM259 242V241H258ZM160 243H161V245H160ZM165 244V245H163L162 246V244ZM175 243V242H174ZM225 243V244H226ZM237 243V244H238ZM48 244V245H47ZM49 244H51V245H49ZM186 244V243H185ZM231 244V243H230ZM236 244V243H235ZM234 244V245H235ZM238 244V245H239ZM154 245V246H153ZM218 245V243L216 244H214V246L213 247H215V246H217ZM227 245V244H226ZM229 245V244H228ZM231 245H233V244H231ZM230 245V246H231ZM125 246V248H122V247H124ZM171 245L169 244L168 245V247H170ZM188 246V245H187ZM193 246V247H194ZM200 248L201 247V249L200 250H202V251H204V252H202V251H200V250H197L198 249V247ZM262 246V245H261ZM221 247V246H220ZM229 247V246H228ZM228 247H227V249H228ZM232 247V246H231ZM257 247V246H256ZM186 248V247H185ZM188 248V247H187ZM223 247H221V248H217L216 249V247H215V250H218V249H222ZM230 248V247H229ZM234 248V247H233ZM233 248H231V249H233ZM259 248V247H258ZM165 249H167L166 247H165ZM204 249V250H203ZM231 249H229V250H231ZM189 250H191V252H189L188 253V251ZM193 250H195V253H198L199 251L202 253H200L199 252V255L201 256L200 257V259H199V257H196V259H197V262H195V257L194 256H197V254L195 255L194 253H192L193 252ZM196 250H197V252H196ZM207 250V249H206ZM211 249H209V251H210ZM228 250V251H229ZM163 251V250H162ZM164 252H168L167 250H164ZM211 252V251H210ZM162 253V254H161ZM169 253H171V252H169ZM186 253V252H185ZM257 253V252H256ZM189 254V255H188ZM194 254V255H193ZM220 254V253H219ZM225 254H227V252L225 253ZM193 255V256H192ZM243 255H245V254H243ZM203 256H206L207 258H205V257H203ZM223 255L221 254V255H219L218 257H220V259H221V257H222ZM188 259H187V258ZM215 257V256H214ZM217 257V256H216ZM223 257H226L225 255L223 256ZM243 257V256H242ZM194 259V261H193V259ZM205 258V259H204ZM211 258V257H210ZM227 258H229L228 256H227ZM227 258H224L223 259V261L224 260H226L227 261ZM245 259H246V255H245V257H244ZM168 259V260H167ZM172 259V258H171ZM190 259V261H188ZM209 259V258H208ZM219 259V260H220ZM240 259V258H239ZM242 259V258H241ZM200 260V261H199ZM212 260V259H211ZM243 260V259H242ZM153 261V259H151V261H150V263ZM214 261V260H213ZM212 261V262H213ZM216 261V260H215ZM239 261H241V260H239ZM244 261V260H243ZM245 262H247V260L245 261ZM149 263V264H150ZM154 263L155 264H157L156 263V261L154 260ZM151 264H153V263H151ZM212 264V263H211ZM214 264V263H213ZM215 264H216V262H215ZM217 264H218V262H217Z\"/></svg>",
    "mask_w": 264,
    "mask_h": 264
}]
</instances>
